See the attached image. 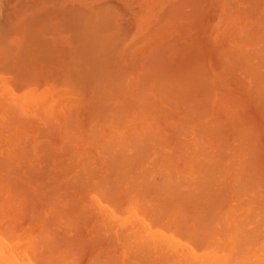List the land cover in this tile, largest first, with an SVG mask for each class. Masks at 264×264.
I'll list each match as a JSON object with an SVG mask.
<instances>
[{
	"label": "bare ground",
	"instance_id": "bare-ground-1",
	"mask_svg": "<svg viewBox=\"0 0 264 264\" xmlns=\"http://www.w3.org/2000/svg\"><path fill=\"white\" fill-rule=\"evenodd\" d=\"M184 1L187 2L188 0L187 1L184 0ZM255 1L256 2H252L255 4L254 8H255L256 4L259 2V0H255ZM178 3H179L178 7L176 6L177 2H176V4L174 3V5H175L174 7L178 8L177 10L174 9L177 12L184 9L183 8L184 5L182 6L183 9H180V7H181L180 3H182V0ZM110 4H112V2ZM170 6H172V5H170ZM170 6L168 8L170 11H168V9L165 10V11H168L167 14L171 11L174 12V10H172L174 7H172L170 9ZM108 7H106V10L104 9L105 7L103 9L101 8V10H103L102 12L106 11V12H104L105 14L109 13V11H107V9H110L111 7L110 8H108ZM188 7H190V6H188ZM188 7L186 6L185 8L189 9ZM199 7H201V6H199ZM251 7H253V6H251ZM67 8H69V7H67ZM67 8H65V10ZM165 8H167V7H165ZM201 8H203V7H201ZM240 8L241 7H238L236 11L241 16L243 14L247 15V16H245V19L247 20L248 24H250V22H251L250 17L255 18V19L252 18V21L254 20L255 23L257 21L259 22V20H260L259 18L262 17L261 16L262 14H260L259 18H258L257 17L258 14L256 15V13H255L256 17L253 16L254 14L251 16L252 8H251V11H248L247 10L248 8H245V7L241 8V9H244V11L246 10L245 12L247 14H245ZM226 9H225V11H226ZM65 10H63V11H65ZM80 10H81V8H80ZM190 10H191V8H190ZM68 11H70V9L69 10L67 9L65 11V12H67L66 16H69L68 14L70 12L68 13ZM75 11H77V8ZM81 11L83 13H85L83 10H81ZM183 11H185V9ZM236 11L233 12L235 15V18L232 17L233 18L232 20L230 18L229 19L230 21H228L227 17L234 16V15L232 13H230V14H228L229 15L228 16L227 14H225V12H224V14L227 15V17L225 16L226 19L224 18V14L222 15L223 19H221V21L223 20L222 22H225V20H227L226 21L227 25H230V27L226 26L225 29H227L228 27H229V29H231L232 23L231 24L229 23L231 21H233L234 24H235V22H237L236 19L237 20L239 18L241 19V20L239 19L240 21L237 22L238 24L241 23V21H242V23H241L242 25H240V28L241 27H243V28H242V31L239 32V34L241 33L245 37L242 36L243 40L241 39L242 41H241V43L237 49V53L236 52L233 53L230 49L231 47L228 48V50L230 49L229 51L224 49L225 52H227V57H231L233 55L232 57L234 59L230 58L229 59V60H231V61H229L230 63H227L226 66L224 65L223 66L224 68L222 67V65L224 64L223 63L224 61L222 62L223 64L221 62H219L221 64V67L223 68V70H220V68L218 67L219 69L218 68L215 69V72H218L216 74L208 73V72H205L203 74V72H202L201 76L203 75V77H198L196 74L193 75V76H197L196 77L197 79L202 78L201 81H199L200 79L199 80L194 79V80H196L195 81L196 84H198L199 82H200V84L196 85V88H194V89L192 88L189 91H187L186 94L184 92V94H185V95L183 94L184 97L181 96V93H183V91L177 92V94L178 93L180 94L179 96L176 94V92H174V94L176 95L175 96L173 94V91H171V88H168L170 90H168L166 88L167 86L170 87L169 84L166 85L169 82L165 81L166 83H164L163 82L164 80L163 81L160 80V82L162 81L166 86H164V84H162V86L165 87V88H162V86L158 85V91H159V93H161V94L157 93L158 96H160V98L164 97L161 95L162 94L165 95L167 92H169L168 93L169 95L171 94L170 97H168L169 95L166 94L167 98H166V96H165L166 99L163 98V105L168 107V109H160V107H158L157 102L154 101L153 98L148 97V94H149L148 93V87L146 86L147 83H145L147 81L148 77L146 75H144V73L143 74L141 73V75H143V79L145 78L146 80L145 79L143 80L142 78H141L142 81L140 80L141 82L136 80L139 82L138 87L136 86L138 84L137 83L135 85L136 87L133 86V89L131 91H129V89H128L127 93H126V91H124V94L125 93L126 94L132 93L134 95L138 94L136 97L137 101L133 100L135 98V96L133 97V95H132L133 99L130 98V100L132 99L134 102L131 103V101H128V102H130L129 104H128V102H126L128 104V106H131V107H126L127 105L124 106L125 102H123L124 104L120 105V106L110 105L111 103L108 100L106 101L105 99H103L106 96V93L104 90H103V92H104L103 94H105V95L104 96L100 95V96H102V98L99 96L102 99V100L101 99L99 100L100 101L99 104L97 103V105H94L95 103L91 101V103L94 106L93 107L89 101L87 103V106L88 105L92 106V107L90 106L91 108H89V109L95 108L94 111L96 113L94 111H93L94 114L90 111L88 112L89 114L91 113L90 115L87 114L89 116L88 117V126L83 125L79 129L75 130L74 122H73V125L70 124V122H69V124L72 126V127H70V125H68V121H71L72 115L70 116V118L65 115L66 118L68 117L69 119L67 118L68 119V121H67V119L65 118L67 121L66 122L65 119H63L64 118L63 117L62 119H63L64 123L61 124L59 121L60 117H58V116L62 115V111H61V109H59L60 111H58V112H60L61 115H56V116H57V120L59 121V123L62 126L59 125L60 131L56 135L58 138V136L60 134L61 138H65L66 142L69 143V145H68V144H66V142H63V145H65V146L62 147L63 151H61L62 153L60 152L61 154L60 153L59 154H60V156L66 155L69 151H71L70 154L68 153V155H70L68 157V162L65 163L66 172L69 170L68 166L70 167V169L72 167H75V166L77 167L78 165H79V167H77L78 169L76 170L77 171L76 175L72 174L71 176H67L66 178L59 180V181L53 179V177L55 175L58 176V174H56V173L63 171L65 168H62L63 170L60 168L59 172L54 171L55 174H53L54 172L52 173V170L49 171L53 175L51 177V179L54 182L57 181L54 184V186H56V188H58L59 190L56 189L54 186H53L54 188L50 189V187L52 186V183L50 184V182H52V180L49 178V185L50 186L48 187L49 189H47V190H50L51 192H49V191L48 192L45 191V192L49 193L48 195L50 197V201L49 200L48 201L50 203L45 202L46 204H43V205L46 206V205L50 204L49 206L51 207V209L53 208L52 211L51 210L49 211L50 207L46 206L47 208H45V210H47L49 208L48 212H51V213H48L49 215H47V217L51 216L52 218H54V219H52L50 217L48 219H50V221L52 219L53 226H55L58 223V222L56 223V220L59 221V223L61 224L60 218H61V220L63 218L62 223L66 222V221H64V216H65L64 214H66L65 212H68L67 210H69V209L64 207L65 208V209L63 208L64 211H59L58 209L60 208V210H62V207H60V206L57 207L58 205H56V204L58 202L55 201V200H57V198H61V199L64 198V199L71 202L70 203L71 205H69L68 208H70L72 206V208L77 209V212H78V214H77V212L72 213L74 215L71 214L72 217L74 216V218L69 217L70 212L66 214L70 218V222H69L70 224L72 222L71 218L75 219V214H77V215L80 214L81 216L80 215L79 216L76 215V216L78 217V219L85 220L86 222L85 221L84 222L86 225H87V222H89L88 217H90V220H92L94 223V225L92 223L91 226L92 225H93V227L95 226L94 231L96 233L98 231H100L101 233L104 232L110 237V238L107 237V235L105 237L100 236L101 235L100 233L98 234V237H97L96 235L93 234L94 236L99 238V240L105 239L103 241H106V239L109 238L107 241L108 244L110 242L109 246L106 243H105L106 245L104 243L102 244V242L100 243L99 240L97 238H95L94 236H92L93 237L92 239L87 238L88 241L84 240V241H86V243H84V246L87 245L86 246L87 248L89 245L90 246L92 245V243L95 241V239H97L99 242L98 243L96 241L95 242L96 245H93V246H96L95 251L93 249V252H96V254L93 257H92L93 252L91 253L88 251V250H91V247L89 246L90 248L87 249L88 254L91 253V254H89V256L91 255L92 259L89 261L88 260L89 258L87 256L88 259L86 258V262L87 261H89V262L85 263V264H120V261L122 259H120L119 257H121V256H126V257L130 256L128 258L132 257L133 258L132 261L134 260V264L135 263L136 264H264V203L263 204L259 203V201L262 202L259 199L258 203H256L255 206H253L250 203L252 200H254L253 198H255V197L249 196L250 195L249 192L252 191L253 188L256 189V185H258L260 183V186H263V181H264L263 180V176H264V170H263L264 169L263 168L264 167V165H263L264 164V161H263L264 157L263 156L264 155L262 156L261 154L264 152V149H263L264 147L262 146L261 140L259 139V137H260L258 135L259 133L256 134L258 131V127H256V126L259 125L258 123H256V121H260V120H258V118L256 116H255L256 118L254 117V115H255L254 113L249 111L251 116H252V114H254L252 116L254 121L252 119H250L254 122L253 123L254 125H253L250 120L248 121V113H247V109L251 107L250 105L254 104L255 105V107H254L255 113L257 115L259 114V116H261V117H264V26H263L264 25V21H263L264 19H263V17L261 18V20H260L261 26H259V24H258L257 28H258V26H259V28L258 29L254 28V30L255 29L256 30L254 31L255 33H253L251 30V28H253L252 25L247 24L248 25L247 27H246V25H243L246 20H244V22H243V19H242V18H244L243 16L242 17L236 16L237 15ZM65 12L62 13V15H61L62 17H63V15H65L64 14ZM113 12H115V11H113ZM113 12L110 11V14L112 15ZM186 12H184L185 14H183V19H186L185 17L187 15H188L187 17H189V14L191 13V11H188L190 13H186ZM72 13H73V11H72ZM79 13H80V11L78 12V14ZM98 13L101 17L100 18L97 15L99 20H100L99 23L101 24V22L106 19V16L103 13L101 15L100 10ZM115 13L117 14L118 12H115ZM193 13H194V11H193ZM193 13H191L190 15H192ZM212 13H214V12L212 11ZM228 13H229V9H228ZM78 14H76L77 16L73 15V14H71L69 16V18L72 17L73 20H72V18L69 19L68 17L65 16L66 18H68L67 21H65V20H63L65 17H63V19L60 21V24H59V27H62L60 29L61 30L63 29L64 31L67 29L66 31L69 32L68 29H70V31H71V29L74 26H78V29L76 27V30L78 31L79 30V24H82V22L80 21L81 22L80 23L79 20L83 16V14L82 15L79 14L80 16H78ZM86 14H87V12H86ZM89 14L90 13H88V15ZM118 14H120V13H118ZM167 14L165 13V15H167ZM263 14H264V11H263ZM117 15H114L116 20L118 18V17H116ZM172 15H174V13ZM184 15H186V16H184ZM194 15H195V13L193 14V16ZM197 15H199V13ZM33 16H35V15H33ZM73 16L77 17L76 21H74ZM118 16H121V15H118ZM168 16H169V14H168ZM174 16L178 17L177 15H174ZM179 16H181V15H179ZM107 17H108V15H107ZM170 17L172 18V16H170ZM82 18L86 19L87 17L86 18L82 17ZM202 18H203V16H202ZM77 19H78V24L76 25ZM101 19H102V21H101ZM38 20H41V19H38ZM42 20H44V19H42ZM71 20H72V22L74 21L73 23H75V24H71L70 23ZM162 20H160V21L161 22L164 21V23H165V20H163V21ZM23 21H25V20H23ZM64 21H65V23H64ZM82 21L84 23L82 24L83 27L80 25L81 27H80V30L78 31V32H80L79 35L80 34L83 35L84 32H82V30L84 29L85 26L86 27H88V26L92 27L93 29H91V30H94V28H100L99 26L96 27L94 25L93 22H95V21H92L91 24L88 21H87L88 23H85L86 21H84V20H82ZM202 21H203V19H202ZM202 21H199V22L202 23ZM67 22H68V24L70 23L69 24L70 28L67 26V24H66ZM196 22H198V21H196ZM261 22H263V23H261ZM44 23H45V21H44ZM62 23L64 24V27H63ZM102 23L103 24H101V25H104V22H102ZM116 23H117V21H116ZM174 23L171 24V20L168 23L166 22V24H171V26L175 28L176 24H178V23H176L175 25H174ZM181 23H183L182 24L183 28H185L184 26H188V25H185V22H181ZM92 24H93V26H92ZM111 24L115 25V23H113L112 21H111ZM186 24H187V22H186ZM41 25L42 24H40V26ZM71 25H73V27H71ZM180 25L181 24H179V26ZM193 25H194V23H193ZM197 25H199V24L196 23V27H198ZM236 25L233 26V28L231 29V32L228 31L229 29H227L228 36L233 35L235 37L238 35V34L234 35V34L238 33L237 30L234 31L235 30L234 28H237V26H238V25L237 26ZM1 26H3V25H1ZM30 26H31V20H30ZM47 26H49L48 27L49 31L46 30ZM118 26H119V24H118ZM118 26H116V27H118ZM154 26H155V24H154ZM160 26H162V24L160 25V23H159V26H156L157 29H154L155 27L153 29L158 31V29L160 28L162 30V28ZM253 26L255 27L256 25H253ZM42 27H41L43 29V30L41 29L42 31H39L40 29L38 30V28H37V30L39 32L35 28V30L38 33L33 32L34 34L32 33L33 26H32V28L30 27L29 29H31V33L33 34L32 36H34L36 34V37H38V39L40 41H42L44 39L43 40V42H44L45 38H47V37L41 39L40 37H42V36L40 34L44 33V32L46 33L47 31L50 32L51 29H50L49 24L48 25L46 24V26L42 25ZM103 27H105V29H107L106 28L107 26H103ZM116 27H113V28L115 29ZM181 27H180V29H179V27L177 28L179 31L177 29H174V28L173 29L176 30L177 33H180L182 31V33H181V35H182L184 32L183 31L184 29ZM193 27L195 28V26H193ZM245 27L247 28L246 30H248V28L251 30L250 32L248 31V33L250 35L249 34L248 35L243 34L245 31ZM150 28H152V27H149L148 31H150ZM163 28H164V26H163ZM165 28H166V25H165ZM108 29L111 30L112 27L108 28ZM160 29H159V31H160ZM191 29H193V28H191ZM191 29L189 28L190 32L192 31ZM73 30H74V28H73ZM102 30H103V28H102ZM154 30H152V31H154ZM187 30L185 32L190 34L189 32H187ZM193 30H195V29H193ZM221 30H223V29H221ZM77 31H75V33H77ZM118 31H120V29H118ZM152 31H150V32H152ZM171 31L173 32V34H174V32L176 33V31H173L172 29H170V32ZM224 31H226V30H224ZM232 31L234 32V34ZM90 32L92 33V31H90ZM103 32H104V30H103ZM106 32H110V31L107 30ZM106 32H105L104 36L107 34ZM185 32H184V34H186ZM245 32L247 33V31H245ZM28 33H30V32H28ZM28 33L26 34L27 37L29 36L32 40L34 38L33 42L31 41V43H33L35 45L36 44L41 45L40 43H38L37 38H35V37L32 38L30 35H28ZM99 33H97V34H99ZM123 33H125V31ZM163 33H164V30L161 34H163ZM16 34H17V32H16ZM52 34H53V32H52ZM70 34H72L71 40H73L74 38L76 39V37L73 36L74 33L70 32ZM157 34L158 33H156V35ZM161 34L158 36L161 37ZM225 34H222V36L225 37ZM81 35L79 36V38L77 37V41H79ZM112 35H113V33L111 34V36L109 34V36L111 38H112ZM145 35L147 37H149L147 35V33ZM156 35H154V36L156 37ZM96 36H98L97 37L98 42L96 41L97 39L95 40L96 37L90 38L88 36L86 38V36H85V37H81V38L83 40L85 38L86 42H89V43H91V40L93 43L95 42V44L91 43L93 46L90 45L91 48H94L96 46V42H97V44H101L100 42L105 38V37H101L102 40L100 41L99 40V39H101L100 35H96ZM122 36H123V34H122ZM154 36L151 35V37L155 38ZM183 36H184V38H186L185 36H187L188 39H191V37L193 35L190 34L189 35L190 38L188 37L187 34L183 35ZM238 36H239V38H241L240 37L241 35H238ZM2 37L5 38V35L1 36L0 38H2ZM27 37L24 36L23 38L25 39L26 43H30L31 39L29 40V38H27ZM110 37L109 38L107 37V38L110 39ZM147 37H146V40L148 41ZM159 37H157V40ZM162 37H161V39H163V38L166 39L165 37H163V38ZM219 37H218V39H219ZM92 38H94V39H92ZM143 38H142V40H145V38L144 39ZM195 38H196V36H195ZM226 38H224V39H226ZM236 38L239 39L238 37H235V39H234L235 41H236ZM82 39H80V40H82ZM117 39H120V38L117 37ZM164 39L162 41H164ZM172 39H175V41H176L175 37ZM228 39H231V37ZM228 39H226V40H228ZM140 40H138V41H140ZM149 40H150V38H149ZM152 40H154V39H152ZM34 41L35 42L37 41V42L35 43ZM109 41H111V40H109ZM135 41H133V43ZM147 41L145 42V45L147 44ZM155 41H156V38H155ZM175 41L170 40L169 43L173 42V45H174ZM237 41H240V40H237ZM45 42H44V44H45ZM143 42L144 41H142L141 43H143ZM50 43H51V41H50ZM141 43L139 45H141ZM159 43H161L160 39H159ZM165 43H166V41H165ZM33 44H31V45L30 44H23V42H22V45L24 47L28 46L29 52H30L29 49H33V50L36 49L37 45L35 47ZM44 44H43V46H44ZM111 44L113 45V43H111ZM131 44H132V42H131ZM162 44L157 45V46L158 47L162 46ZM76 45L79 46V43H77ZM145 45H144V47H147ZM32 46H33V48H31ZM78 46H76V51H77ZM90 46H89V48H90ZM108 46H109V44H108ZM108 46H107V48H108ZM134 46H137V45L135 44V45H133V47ZM148 46H150V45L148 44ZM4 47H2V48H4ZM34 47H35V49H34ZM80 47H81V45H80ZM80 47H78V48H80ZM82 47H81V49H82ZM113 47H115V46L113 45ZM113 47L110 46V50ZM158 47H157V49L156 48L155 49L159 50L160 47H159V49H158ZM165 47L167 48V45ZM0 48H1V46H0ZM2 48H1V50H2ZM11 48H14V45ZM97 48H99V47H97ZM137 48H140V47H137ZM170 48L171 47L168 46V50ZM4 49L8 51V49L6 47ZM94 49L93 50L90 49V51H91V53L89 51L90 54L87 52L88 50L86 52H84L85 51L84 47L82 50H80V49H78V50H80V55L82 53L85 56L86 53H88L92 58H95L94 52L98 49H96L95 51H94ZM103 49L104 48L101 47V50H100L101 55L100 54L99 55L102 57H100V59H98L96 57V63L97 64L95 63V65H93V63H94L93 61H95V60H93L92 58H91L92 59L91 61L89 60L90 56H87L88 57L87 59L91 64L88 61H86L87 60L85 58L86 56L84 57L86 63L87 64L89 63V65H90L88 70L92 71L91 75L93 77L91 75H89L88 70H87L88 74L85 75V73L80 72V74H82V75H80L78 72L75 73L74 71H71V69H70L71 72H74L76 74L75 75L73 73L74 77L71 78V79L74 78L73 79L74 81L72 80L73 83L75 81H78V82L81 81V83H85V81H86V83H88V81L89 80L91 81L92 79H93V82L89 81L88 84L93 83V85H94V83H96V82H97V84L100 83L99 82L100 81L99 80L100 79L99 78L100 73L104 72L105 70H103V68H106V66H107V64H106L107 62L104 60L105 58L102 59L103 56L107 55L105 53L106 49L103 51L106 55L104 53H102ZM129 49L131 51L130 47H129ZM149 49H148V52H149ZM152 49L153 48H151V50ZM232 49L234 50V47ZM33 50H31V51H33ZM140 50L141 49H139V52H140ZM168 50H167V52H168ZM221 50H222V48H221ZM24 51H26V49ZM35 51L33 53L36 54ZM92 51H94V52L92 53ZM155 51H150V52H155ZM0 52H3V51H0ZM100 52H98V53H100ZM157 52L159 53V51H157ZM223 52L224 51H222V53ZM225 52H224V54H225ZM228 52H230V53H228ZM21 53L23 54V52H21V50H20L18 53V56ZM25 53L23 54L24 56H26ZM30 53H32V52H30ZM144 53H146V52H144ZM144 53H143V55H144ZM22 54L20 55V57H18L17 54H15V55H16V57H18L24 61V59H22L24 57ZM92 54L94 57L92 56ZM102 54H104V55H102ZM110 54H112V52ZM110 54H108V55H110ZM146 54H145V56H146ZM153 54H151V55H153ZM164 54L165 53H162V55L160 54V56L164 57L163 56ZM236 54L238 55V58H236L237 57ZM83 55H81V56L83 57ZM137 55H138V53H137ZM143 55H142V57H143ZM151 55H147V56L149 58H151L150 57ZM229 55H231V56H229ZM122 56H124V55H122ZM156 56L157 55L155 53V57ZM16 57L13 56V59ZM125 57H127V56L125 55ZM134 57L133 58L131 57V58L134 60L135 59ZM146 57H144L142 59H145ZM18 58H16L17 61L19 60ZM48 58H50V54H49ZM107 58H109V56ZM127 58H129V57H127ZM138 58H136V60ZM157 58H154V59H157ZM25 59H26V57H25ZM142 59H141V61H142ZM159 59H161V58H159ZM16 60L14 59V61L12 62V66H9V65L7 66V64H10L11 62L6 61L7 67L1 66L0 69L4 68L5 70H7L6 68L9 69V67L12 69V67L14 66V63L17 62ZM21 60L18 61V63L22 62ZM97 60L98 61L101 60V61L97 62ZM136 60H134V62L140 63L139 61H136ZM153 61L156 62V60H153ZM6 62H4V63H6ZM103 62L106 66L103 64ZM147 62H149V59L145 62V65H144V63H143V65L146 66ZM158 62H159V60H158ZM18 63H16V64H18ZM62 63L60 61V64H62ZM99 63L101 64L102 67L103 66L104 67L100 69L101 66ZM138 63H137V65H138ZM151 63H152V68L150 66H148V69L151 68V70L149 69L150 71H152V69L156 70V68H154V67H157L158 63H156V66L154 65V63L152 61H151ZM160 63H162V65H163L164 60H163V62L160 61L159 64ZM225 64H226V62H225ZM16 66L18 67V65H15V67ZM96 66H97V68L94 69V67H96ZM127 66H129V64ZM138 66H140V64ZM144 66H142V67H144ZM161 66H160V68H161ZM19 67H18V70H20ZM25 67H26V69H28L27 66H25ZM91 67L93 68V70ZM121 67L122 66H120V68ZM33 68H34V66L32 67V69ZM140 68H141V66H140ZM140 68H139V70L138 69L137 70L140 71ZM193 68H194V66H193ZM200 68H202V67H200ZM203 68H204V66H203ZM203 68H202V70L205 69V68L204 69ZM11 69H10V72L7 71L8 74L11 72L13 74L15 72H18L14 68H13L14 70L12 69V71H11ZM5 70H4V72L6 73ZM21 70H23V69H21ZM95 70H98V71L95 73ZM99 70H101V71H99ZM144 70H145V67L143 69V72H144ZM52 71H54V70H52ZM84 71L82 70V72H84ZM132 71L134 72L135 70L133 69ZM185 71L186 70H184V72ZM195 71H197V69ZM195 71H194V73L198 72V71L197 72H195ZM200 71H201V69H200ZM205 71H206V69H205ZM4 72L1 70L0 73L4 74ZM22 72L24 73V71H22ZM113 72H114V70H113ZM12 73L10 75H12ZM31 73H32V71H31ZM31 73H29V74L31 75ZM57 73H58V71H57ZM59 73L61 74V71ZM93 73L99 74V76L96 77L95 74L93 75ZM118 73H119V71L117 72V74ZM8 74L6 73V75H8ZM18 74H20V73H18ZM73 74L71 73L70 76H72ZM77 74H79L78 77H77ZM83 74H84V76H83ZM105 74H106V71L104 72V75ZM145 74H146V72H145ZM185 74L189 75V73L187 71ZM43 75H45V74H43ZM56 75L57 74H55V76ZM136 75L138 78V74H136ZM90 76L92 77V79H90ZM120 76L118 75V77H120ZM148 76H150V75H148ZM193 76H192V78H193ZM5 77H6L5 74L2 77L0 75V80L1 81L6 80ZM31 77L33 78V75H31ZM34 77H35V75H34ZM65 77L66 76H63V81H64ZM75 77H76V79H75ZM84 77H85V79L87 77L88 78L86 80H84ZM9 78H11V77L9 76ZM14 78L15 77H13L11 79H14ZM32 78H30V79H32ZM50 78L52 79V77H50ZM108 78L110 79V76ZM112 78L113 79H111L110 82L111 81L112 82L113 81L119 82V79L114 80V77H112ZM135 78H136V76H135ZM135 78L133 81H132V79H129V80L134 82ZM167 78H168V76H167ZM226 78H227V81H230L228 83H231V80H232V82L234 83V88L238 89V91L241 92L242 95L247 96V98H248V96H251V97H249V100L252 99L250 101H252L253 103L250 105L248 104L250 107L247 106V103H249V102H245V105L240 104L244 101L241 102V100L239 98V95L241 97V94H236V96L234 95V93H233L234 91L232 90V89H234L233 86H232V89L230 90V92L233 91L232 92L233 95L228 92L229 91L228 89H226V90H228L227 92L229 95L227 94L226 90H225V92L223 91L224 94H226L228 96L224 95L221 92L224 87L219 86L220 85L219 81L222 82L221 79L226 80ZM8 79H7V81H8ZM25 79H26V77H24V80ZM103 79H104V77H103ZM59 80H61V79H59ZM120 80L122 81V79H120ZM148 80L150 81V84L148 86H152L153 81L151 82V80L149 78H148ZM1 81H0V83H1ZM18 81L21 82V80H18ZM131 81L129 82L130 85L132 83ZM227 81H226V83H227ZM26 82H28L27 79H26ZM59 82L61 83V81H59ZM78 82H76V83L79 84ZM110 82H107V83H110ZM112 82L109 85L115 84L114 82L113 83ZM158 82H159V80H158ZM4 83H5L4 84L5 88L8 85H10V84L6 85L7 84L6 81ZM32 83H29V84H31L29 86L27 84L28 87L26 86V90H25V86H24V88H22L23 92L18 91L19 93L14 90L15 88H13L15 93H12L13 91H11V89H7L8 87L6 88L8 91L2 90L1 88L4 85L2 86V84H0L1 85L0 91L1 92L3 91L2 94H3L4 99H7V97L5 98V95L8 92H11V94H16V95L18 93L19 96L13 95L14 97L12 98V100L13 99H16V100L19 99L18 101H20L16 105V107L17 106H19V107H17V108L12 107L13 108L12 110L16 109V110H14L15 112L17 110L19 111L18 108H20V106H21L20 104L22 103L20 100L22 95H23L22 101H23V98L25 97V100L28 99L27 100L28 102L26 101L28 103V105L30 102L34 101L33 96H37L36 99L38 101L37 100L36 101L38 103L40 102L39 103V107H40L39 110H41L42 106L45 105V104L43 105V103L47 102L45 100L44 94H43L45 91H42V90L47 89L50 85L47 88L46 87L43 88L44 87L43 86L42 90H41L40 88L37 89V86H39V85H37V86L34 85L35 81H33ZM65 83L67 84V79H66ZM81 83L78 86L76 84V86L80 92H81L80 88L81 89L84 88V85H81ZM140 83L142 85H140ZM144 83H145V85H143ZM12 84L14 86V83H12ZM62 84L63 83H61L60 87L63 88L64 84L63 85ZM97 84L94 86H98ZM129 84L127 83L128 86H130ZM17 85L19 86L21 84H17ZM33 85L35 86L36 90H41V91H39L40 93L34 89ZM43 85H45V84H43ZM80 85H81V87H80ZM132 85H134V84H132ZM94 86H93V88H95ZM116 86H112L113 89L115 88V90H116V88H117ZM123 86L124 85H122V87L119 86L117 88L116 94L119 93L118 95H120V91L118 89H120V87L123 89ZM159 87H161L165 91V93H163L164 91ZM51 88L52 87L50 86L49 89L52 91L53 89H51ZM155 88L152 86L151 89L153 91H155ZM49 89H47V92ZM85 89H87V88H85ZM54 90H53L54 93H55V91L57 92V90H55V91ZM63 90H65V89H63ZM115 90H113L114 94H115ZM160 90H161V92H160ZM34 91H35V93H34ZM58 91H59V89H58ZM60 92H63V91L61 90ZM97 92H98V90H97ZM97 92H95L94 98L96 97ZM113 93H112V95H114ZM56 94L58 95V93H56ZM230 94L232 96L236 97L235 102L236 103L239 102L238 104H235L234 102H232L234 100H231V99L234 97H232ZM121 95H123V94H121ZM48 96H46V97L48 98ZM172 96H175V97H172ZM237 96H238V98H237ZM41 97H43L42 99H44L45 101L39 100V99H41ZM57 97L60 98V96H57ZM91 97L92 96H90V98ZM120 97H122V96H120ZM120 97L118 96V98H120ZM138 97H140V98H138ZM230 97H231V99H230ZM52 98H53V96H52ZM108 98L109 97H107V99ZM125 98H126V96H125ZM128 98L129 97H127L126 99L128 100ZM244 98H246V97H244ZM78 100H76L75 98L73 99V101H75V102ZM4 101L2 100V102H0V115L2 114V111L4 112L7 109V106L9 105V104H7L6 108L4 105H3L4 106L3 107L2 104H4ZM36 101H34V103H36L37 107H32V104L29 105L33 108V111H35L39 108L38 103ZM160 101H161V99H160ZM26 102H24V103L27 107ZM239 104L242 107L244 106L243 108L246 109V111H245L246 115H245L244 109H243L244 113L240 112L242 109L239 108L240 107V106H238ZM31 107H30V110H31ZM4 108H5V110H4ZM24 109H25V106H24ZM27 109L28 108H26V110ZM239 109H241V110H239ZM63 110H65V109H63ZM165 110H167V111H165ZM237 110H238V113H237ZM9 111L11 113H13V116L15 117V114H14L15 112L11 111V108H8V113H9ZM54 111H55V109H54ZM69 111H70V108H69ZM5 112H7V110ZM19 112H21V111H19ZM8 113L6 114L7 116L5 114H4V116H6L5 117L6 119L8 117V120H9V118L13 117V116L11 113H9V114ZM37 113H39V112H37ZM40 113H41V111H40ZM240 113H243V114L241 115ZM47 116H49V115H47ZM51 116H52V118L50 116L49 117L52 121L49 119V122L51 121L53 123V121L55 120V119H53V118H55V115L53 117V114H51ZM246 116H247V120L245 119ZM48 118H45V117L42 118V119H47L46 120L47 122L45 121L46 123L44 122V124H42L43 126L41 127V129H39L40 127L38 128L39 130L37 131L38 132L37 135H40V133H41V135H40L41 137H43L44 135L48 136L47 134L48 133L50 134L52 131V129H50L51 126L54 127V125H55V128L58 127V125H56L57 123L56 124L48 123ZM73 118L75 119V117H73ZM21 119H24V118L15 119V121H14V119H11L15 122V123H11V124H13L14 127L16 126L15 128L9 129V126L12 127V125L10 124L11 120H9V124H8V120H5V122L7 121L6 123L8 124L7 129H5L6 127L4 128L5 125H3V124L1 125V127L3 126L2 129L0 127V154L3 155L2 158L0 157L1 158L0 159V163H1L0 164V172L4 173V174L0 173V176L3 175V177H1V178L5 177L4 181H7L9 179V181H7L8 184L10 181L13 184L14 183V180H13V174L14 173L12 174V172H15V175H14L15 178L17 176L21 175L20 179L18 177L16 178V179H19L18 181L20 183L15 181V185H19V184L22 185L23 184V187H25V188L29 185L30 187L29 186L28 187H29V190H31V191H32L33 187L35 186L33 189L34 192L32 191V194L34 193V195L35 194L39 195L41 192L38 189L42 188L41 190H44V187H42V185H44V183H47L46 182L47 180L44 183H43V181L45 180L44 176L46 175L44 172L48 171L47 167L49 166V163H50L51 167L53 166L52 164L57 163V162L53 163V161L55 159L53 161H51V158L49 156L51 155V157H52V155H54L56 157V155H59V154H57L56 152L53 153L51 148H49V146L47 145V142L42 141L40 143L41 144L40 148L44 147L43 151L45 153L41 154V156H40L41 160L35 159L34 157L32 158V160L34 161V159H35V160L42 162V160H44V158L45 159L48 158V160L50 159L49 161H51L52 164H51V162H49L46 159V161H48V163L46 161H43L44 166H40L41 168L35 169L37 171H41L42 169L43 170L46 169L44 171L42 170L43 174H42V172H38V174L39 173L42 174L41 176H39L36 173L37 171L34 172L35 171L34 168L37 165L30 166V168L25 167L27 164L25 161H27V162L29 161L26 159H29L30 158L29 155H31L30 153H32L34 151V148L31 146V142H29V141H32V138L30 139L29 134L30 133L32 134V132H34L33 130H35V126H36V128L38 127L37 126L38 122L35 119H33L34 121L37 122V124L35 125V124H33L34 122H32L33 121L32 119H30V120L28 119L30 121V123L32 122L31 123L32 126L30 124L28 126H23V125L18 126L19 124H17V123L19 121L22 122ZM255 119H257V120H255ZM28 120H27V122H28ZM13 121H11V122H13ZM0 123H2V122H0ZM66 123H67V125H66ZM14 124H16V125H14ZM21 124H23V123H21ZM49 124H51V125L49 126ZM255 124H257V125H255ZM33 125H35V126H33ZM32 127H33V129H32ZM45 129H46V132L49 129L48 130L49 132L44 134V132L42 133V131H44ZM40 130H41V132L39 133ZM54 131H56V129ZM42 134H43V136H42ZM27 137H29V139H30V140L28 139V143L30 145H27V142L25 143V141H27ZM22 138L23 139L26 138V139L23 140ZM49 138L50 139L52 138V134L50 135ZM82 138H85L89 142L88 144H90V143L92 144V147L94 148V151H95L96 155L98 156V157H96V161H91V157H93V159H94V157L96 155L94 156V155L83 154L80 151H78V149L73 148L74 146H76L78 140H80ZM43 142L45 145L43 144ZM263 144H264V142H263ZM70 145H74V146H72V149H71ZM45 146H47V147H45ZM65 147H67L66 150H64ZM40 148H38L37 151H39ZM47 148H49V149H47ZM50 150H51V152H50ZM85 150H88V149L84 147L82 152ZM49 153H51V154L49 155ZM64 153H66V154H64ZM27 157H29V158H27ZM57 158H58V156H57ZM2 159H4V162H1ZM24 162H25V164H23ZM57 164H59V162ZM23 165H25V166H23ZM22 166H23V169L25 167L24 173L27 171L26 172L27 174H29V175L32 174L30 176L35 177L36 178V179H34L35 181L38 182L39 181L38 179L43 178L44 180L41 179L42 181L41 182L39 181L42 184H40L39 182L37 184V182H35L32 179L34 184L36 183V185H38V186H36L33 183H31L32 181L30 182L31 177L29 176L30 177V179H29L28 175L26 173H25L26 175L24 173H22L23 175L18 174V173H20V169L18 168V170H19L18 171V170H16L17 169L16 167H20L22 169ZM30 169H31V171L33 170L34 173L33 172L30 173ZM242 169L245 172L241 171ZM16 172H18V173H16ZM8 173H10V174H8ZM261 173H263V174H261ZM6 174L10 175V176L12 175L11 177H12L13 182ZM16 174H17V176H16ZM33 174H37V175L35 176ZM60 174H59V178L61 177ZM4 175H6L8 177V179ZM63 175H67V174L63 173L62 176ZM22 176L25 179L22 178ZM25 176L28 179H26ZM38 177H41V178H38ZM56 179H58V177ZM23 180L24 181L26 180L25 181L26 185L29 182L30 183L27 186H24L25 183H21ZM27 180H28V182H27ZM4 181H2L3 183L2 182L0 183V264H72V261H73V264H75V263L81 264V262L80 261L78 262V260L83 259L82 256H84V254H86V252H84V254L82 255L83 251H86V250H82L83 244L81 245V243L84 241H82V238H80L82 242L80 241L81 242V243L79 242L80 244L75 243L76 240L79 238V235H81L77 230V228L79 227V231L81 232V230H80L81 223H80V226L77 224L78 226L76 225L77 226V228H76V227H74L76 224V220H74L75 223H74V221L72 222V223H74L73 224L74 226L73 227L71 226L73 228V229H71L72 236L69 237L70 241L74 242L75 246L78 244V246L75 248L74 245H72V247H73L72 248L71 245L70 246L67 245L66 251H65V249H63V248L60 249L59 247L57 249V247H55V245L58 244L57 240H56V238H57V235L55 232L56 229L55 230L52 229L56 235L55 239H53V237L50 235V234H52V233H50L51 228L48 227V225H47L49 223V221H48V223L44 222L45 223L44 225H47V226L43 225L45 227V230H43L44 227L40 226V224H39V222L40 223H43V222L38 220V219L41 220L40 216L42 217V213H41L42 211L38 212L39 211L38 209H40V207H41L40 210H42V207H44L42 205L39 207L38 205H39L40 200L44 199L46 197V195L42 194L43 197L45 195L44 198L43 197L41 198L42 195L40 196V198L38 196L39 202H37V200H36L37 196H35L36 198H34V196L29 193V190L27 187L28 191L27 190L26 191L31 195V197L27 192H25L24 195H26V197H27V194L29 195L30 198L27 197V199L33 198L34 200H36V201L32 200V201H34V204H36V205L31 207L33 204L30 200H26V202L29 203V201H30L31 202L30 204H32V205H29L28 203L26 205V202H24V203L20 202V203L22 204V208H25V207H23L25 205L27 207H30L31 209H34V207L37 208L36 206L39 207L35 211L33 210V212H36L38 210L37 213L35 214L36 216L34 215L35 219L38 218L37 222H36V220H34V221H35V223H37V226L39 224V226H40L39 228H41V229L38 230L37 232L32 231V230H35L33 228L36 226H34V223H33V219H34L33 214L34 213L31 215L32 217L29 218L30 214H28V213H32V210H30L29 208H26V210H27V211L25 210L26 214L24 213V211H22L24 214H22V212H21V215L26 216V218L30 219L31 221L27 219L29 221L27 224L29 225L31 222L32 225L30 224L28 229L24 228V229H26L25 232L20 231L18 229L19 225H17V224L19 222L16 223L17 221L15 222L17 227H16V225L12 227V225H10L11 223L10 222L8 223V221H9V218H7L8 214L11 213V214H9V217H11V218H13V216H14L13 219L10 218L11 222L13 223L14 219H17V215L19 217L21 216V215H19V213L17 215L12 214V212L16 213V211L18 210V209L17 210L15 209L14 205H16L17 202H18V204H20L19 201H22V200L25 201L26 198L24 196L25 199H22V200L19 199L18 200L17 197H19L22 193H20V191L19 192L17 191L20 194L16 193L18 196L15 195L14 193L16 191L13 190V193H12V190L10 188V187H12V189H13L14 186L13 185L10 186L11 185V183H10L9 187L6 188V186H8V185ZM4 183L6 184V186L4 185ZM1 185H3V186H1ZM20 185L17 186V188L20 187ZM32 185H34V186H32ZM39 185L41 187H39ZM4 186H5V188H4ZM23 187L21 189H24ZM17 188H15V189H17ZM36 188H38L37 190L39 191V193H38V191H36L37 193H35ZM4 189H6V191H8V190L11 191L13 197L16 196L17 202H14L15 199L13 200V197H11V200H13V201H11L10 198L7 200V201L10 200V203L11 202L16 203L14 205L12 204L14 207L11 204L10 205L7 204L8 206L5 205L7 203V201L3 198H6L7 196H4L2 194V192L4 193ZM18 189L20 190V188H18ZM256 190H258V189H256ZM23 191H25V189L21 190V192H23ZM258 191H260V190H258ZM262 192L263 191L261 190V193ZM256 193H257V191H256ZM8 196H10V195H8ZM22 196L23 195H21L20 198H22ZM256 196H258V193ZM49 197H47V199ZM247 197H250L252 200L247 198ZM52 198H54V199H52ZM2 199L6 201L5 204L3 203ZM47 199H45V200L47 201ZM255 199H257V198H255ZM263 199H264V196H263L262 200ZM53 200H54V202H52ZM257 200H254V202ZM51 203H52V206H51ZM18 204H17V206H19ZM23 204H25V205H23ZM53 204H55L56 207ZM17 206H16V208H18ZM54 207H55V209L57 208L56 211L58 210L59 212H61L60 215L61 214L64 215L63 217L61 215L59 220L56 218L57 214L55 215V213H53V211H55ZM22 208L19 209V212H20V210H22ZM12 209L13 210L15 209L16 211H13ZM72 210H74V209H72ZM38 213L40 214V216ZM10 215H13V216H10ZM83 215H85V217L87 216V219L86 218L84 219ZM23 216L20 218H23ZM2 218H5L7 223L4 219H3L4 221H2ZM26 218L24 217L23 219H26ZM31 218H33V219H31ZM45 219H44V217H42V221ZM48 219H46V220H48ZM68 221L69 220L67 219V222ZM4 222L6 223V225H4ZM24 222H26V220L25 221L23 220L22 223H24ZM69 223H66V224L70 225ZM77 223H79V222H77ZM20 224H21V222H20ZM82 224H83V222H82ZM32 226H34V227H32ZM49 226H50V224H49ZM42 227H43V229H42ZM93 227H91V228H93ZM47 228H50V229H48V231H49L48 236L45 234V233H47V231H46ZM74 228L78 232V233H75L76 235L73 233V232H76V231H74ZM30 229H32V230H30ZM64 229H66V228H64ZM67 229L70 230L69 227ZM29 230H30V233H28ZM68 230H64L65 233H68ZM26 231H27V234H24V233H26ZM91 231H93V230L91 229ZM57 232H58V230H57ZM63 232H60V234L62 235ZM87 232L90 233V231H88V230H87ZM58 234H59V232H58ZM60 234H59V238H57V239H59V241H58L59 243L61 241V243H60L61 245L60 244L59 245L63 246L62 243L64 244V242H65L64 245H66V239L64 240L62 238L66 237L68 239V237L65 235L63 237V235L61 236ZM77 234H78V236H77ZM83 235H85L84 237L86 239V236H88L89 234H87V235L83 234ZM60 236H61V238H60ZM76 236L78 237L77 239L75 238ZM72 237H74V239H76V240H74ZM80 239H78L77 242ZM91 240H93V242H90ZM62 241H64V242H62ZM54 242H56L57 244ZM87 242H89V243H87ZM31 243L33 244V246ZM28 244H31V246L33 248H35L34 253H33V251H30L32 248L30 249L29 247H27ZM79 245H81V246H79ZM80 247H82V248H80ZM70 249H72V250L74 249V251H72L75 254L74 256L72 255V252L70 251ZM75 249H78V250L81 249L82 253H77V251ZM62 250L65 252H63ZM67 252H69V253H67ZM75 252L77 254H80V257L78 256L79 259L75 258L76 262H74V260H73L74 259L73 257H77L76 256L77 254ZM70 254L72 255V258L67 259V257L71 256ZM66 255H67L66 258L63 257ZM69 260H71V263ZM118 260H119V262H118ZM123 260L125 261V262L123 261L124 263H126V261L129 264L132 263L130 260H127V258H126V260H125V258Z\"/></svg>",
	"mask_w": 264,
	"mask_h": 264
},
{
	"label": "rangeland",
	"instance_id": "rangeland-1",
	"mask_svg": "<svg viewBox=\"0 0 264 264\" xmlns=\"http://www.w3.org/2000/svg\"><path fill=\"white\" fill-rule=\"evenodd\" d=\"M177 2V4H176V2ZM181 0H0V37L1 36H4L5 35V38H0V46H1V48L2 47H6L7 49H8V51L7 50H5L4 48H2V50H1V48H0V51H3V52H0V67L1 66H6V64H7V62H11L10 64H7V66L9 65V66H12V62L14 61V59L16 60V58H18V57H20V55L22 54H19V56H18V53H19V51L21 50V52H23V54L25 53L26 54V56H24L23 54V58L22 59H24V61L23 60H21L20 58H18L19 60L18 61H22V62H19L18 63V61L16 62V63H18V64H16V63H14V66L12 67V69L14 68V69H16L18 72H15L14 74L12 73V75H10L11 73H9L8 74V72L7 71H9L10 72V67H9V69L8 68H6L7 70H5L4 68H2V69H0V72H1V70L4 72V70L6 71V73L8 74V75H6V73L4 72V74H5V78H6V80H0L1 81V83L0 84H2V86L5 84L4 82L6 81V85H8V84H10V85H8L6 88L7 89H11V91H13L12 93H15L14 92V90L15 91H21V92H23L22 91V88H24V86H25V90H26V86H27V84H28V86L29 85H31V84H29V83H32L33 81H35V83H34V85H39V86H37V89H41L42 90V87L43 88H47L49 85L52 87L51 89H55V90H57V92L55 91V93L53 92V90L51 91L49 88H50V86L47 88V89H49L48 90V92H47V89H45V90H42V91H45L43 94H44V98H45V100L47 101V102H44L43 103V105L44 106H42V109L41 110H39L40 109V107H39V103L37 102L38 100L36 99V97L37 96H33V99H34V101H36L37 103H38V109L37 110H35V111H33V108L32 107H37V105H36V103H34V101L33 102H30L29 103V105H31L32 104V107L31 106H29L28 105V99L27 100H25V97L23 98V101H22V97H23V95H22V97L20 98V100H21V106H20V108H18L19 109V111H21V112H19L18 110L15 112L14 110H16V109H14V110H12L14 107L15 108H17V107H19V106H17L16 107V105L18 104V102H20V101H18V100H16V99H13L12 100V98L16 95V94H11V92H8V93H6V95H5V98L7 97V99H4L3 98V91L1 92L0 91V102H2V100L4 101V104H2V106L4 105L5 106V108H6V106H7V104H9L8 106H7V112H5L6 110H5V108H4V112L2 111V114L0 115L1 117H0V122H2V123H0V127H1V125L3 124V125H5L4 126V128L5 129H7V126H8V124H9V120H11V119H14V121H15V119H19V118H24V119H21V121L22 122H18L17 124H19L18 126H20V125H23V126H28L29 124L31 125V123L32 122H34L33 124H37V122H38V124H37V128H36V126L35 125H33V126H35V130H33L34 132H32L31 130L33 129V127H32V129L30 130L31 132H32V134L30 133L29 134V137H30V139L32 138V141H29V142H31V146L34 148V151L32 152V153H30L31 155H29V157H27V158H29V159H26V160H29L28 162L27 161H25L27 164H26V166L25 165H23V166H25V167H29L30 168V166H35V165H37L35 168H34V170L36 169V168H41L40 166H44V162L43 161H46V159L48 160V158H44V160H42V162H40V161H38V160H35V159H40L41 160V158H40V156H41V154L42 153H45L44 151H43V148H40L41 147V142L42 141H44V142H47V145L49 146V148H51V150H52V152L53 153H57V154H59L61 151H63V148L62 147H64L65 145H63V142H66V140H65V138H61V136H60V134H59V136H58V138H57V133H59V125H61V124H63L64 123V121H63V119H65L66 118V116H68L69 118H70V116H71V121H68V119H67V121H68V125H70V124H72L73 125V122H74V128H75V130H77V129H79L81 126H83V125H86V126H88V115H90L88 112L90 111V112H92L93 114H94V109L95 108H92V109H89V108H91L92 106H93V104L91 103V101L92 102H94L95 104L94 105H97V103L99 104V100L102 98V96H100V95H105V94H103L104 92H103V90L105 91V93H106V96L103 98V99H105L106 101L108 100L111 104L110 105H112V106H120V105H123L124 103L123 102H125V104H124V106L125 105H127L126 107H131V106H128V104L130 103V102H128V101H131V103H133L134 101H137L136 100V97H137V95L138 94H136V95H134V94H132V93H128V94H126L127 93V91H128V89H129V91H131L132 89H133V86L134 87H138V85H139V82H141L142 80H141V78L143 79V75H141V73L143 74L144 73V75H146L150 80H151V82L153 83V87L155 88V91H153L151 88H152V86H148L149 84H150V81L148 80V78H147V81L145 82V83H147V87H148V97H151V98H153L154 99V101H156L157 102V104H158V107H160V109H168V107H166V106H164L163 105V98H165V96H166V98H167V95L166 94H168L169 92H167L165 95H161V96H164V97H161L160 98V96H158V94H161V93H159V91H158V85L159 86H162V84H164V83H166L165 81H167V82H169V83H167L166 85H170V87H166L167 89L168 88H171V91H173V94H174V92H176V94H177V92H179V91H183V93H181V96L182 97H184L183 96V94H184V92H185V94H186V92L187 91H189L190 89H194V88H196V85H199L200 84V82L198 83V84H196V80H194V79H197L196 77L198 76V77H203V75L201 76V74H202V72H203V74L205 73V72H208V73H214V74H216V73H218V72H215V69H217L218 67L220 68V70H223V66L225 65H227V63H230L229 61H231V60H229L230 58H233L231 55H229V56H231V57H227V52H225V50H227V51H229L230 49H231V51L234 53V52H236L237 53V49H238V47H239V45H240V43H241V41L243 40L242 38L243 37H245V36H243L241 33L239 34V32H241L242 31V28L243 27H241L240 28V25H242L241 23H242V21H241V23H237V22H239L240 20L238 19H236V21L237 22H235V24L233 23V21H231V22H229L230 24H231V29L233 28V26H235L236 24L238 25H236L237 26V28H234L235 30L234 31H236L237 30V32L238 33H236V34H234V32H233V34L234 35H241L240 37L241 38H239V36L237 35V36H235V37H238L239 39H237L236 38V41L234 40L235 39V37L233 36H228V31H230L231 32V29H229V27H230V25H227V23H226V21L227 20H225L226 18H225V16L227 17V15L228 14H230V13H232L233 15H234V11H236L237 10V8L238 7H241V8H248L247 10L248 11H251V8H252V14H251V16L253 15V16H255L256 17V15H257V17L259 18V15L260 14H262L261 16L263 17V19H264V14H263V11H264V0H259V4L257 5L256 4V6H255V8H254V3H252V2H256L255 0L253 1V0H186L187 2H185L184 0H182V3H180L181 5V7H180V9H185V11H183V10H180V11H176L178 8H176V7H174L175 5H174V3L176 4V6L178 7L179 6V3L178 2H180ZM184 1V2H183ZM108 2V3H107ZM112 2V4H110ZM123 2V3H122ZM196 2V3H195ZM203 2V3H202ZM185 3V4H184ZM189 5H188V4ZM168 4V5H167ZM172 5V6H170V5ZM67 5V6H66ZM105 5V6H104ZM111 5V6H110ZM184 5V6H183ZM247 5V6H246ZM260 5V6H259ZM109 6V7H108ZM169 6H170V9L172 8V7H174L172 10H174V9H176V10H174V12L173 11H171V12H169L168 14H169V16H168V14H167V12L168 11H170L168 8H169ZM182 6H183V8H182ZM188 7V6H190V7H188L189 9H186L185 7ZM199 6H201V7H203V8H201V7H199ZM251 6H253V7H251ZM67 7H69V8H67ZM105 7V8H104ZM106 7H108V8H110V9H107V11H109V13H107V14H105L104 12H106V11H104V12H102L103 10H101V8L103 9H105L106 10ZM115 7V8H114ZM165 7H167V8H165ZM251 7V8H250ZM260 7V8H259ZM48 8V9H47ZM65 8H67L68 10L70 9V11H68V13L70 12L71 14H73V15H76V14H78V12L80 11V13L79 14H83V16L82 17H87L86 19H83L82 17H81V19L79 20V22L81 21L82 22V24L84 23L82 20H84V21H86L85 23H88V22H90V24L92 23V21H95V22H93L94 23V25L96 26V27H100V28H94V30H91V29H93L92 27H90V26H88V27H86L85 25V27H84V31L82 30V32H84L83 33V35H81V37H85L86 36V38L89 36L90 38L91 37H96L95 38V40L97 39V37L98 36H96V35H100V38L101 37H105L103 40H102V38L101 39H99L101 42V44H97V42H98V39L96 40L97 42H96V48L94 49V48H91V46H93L92 44H95V42L93 43L92 42V40H91V43H89V42H86V40H85V38H84V40L80 37V39H82V40H80L79 39V41H77V37L79 38V33L80 32H78L79 30H80V27L82 26V24H79V30L77 31L76 30V27H77V29H78V26H74L73 27V25H71V27H73L74 28V30H73V28L71 29V31H70V29H68L69 30V32H67L66 30L64 31L63 29V31L60 29V28H62V27H59V24H60V21L63 19V17H65L66 16V14H67V12H65L66 10H65ZM73 8V9H72ZM76 8H77V11H75L76 10ZM80 8H81V10H83L85 13H83L81 10H80ZM113 8V9H112ZM165 8V9H164ZM190 8H191V10H190ZM227 8V9H226ZM240 8V9H241ZM250 8V9H249ZM254 8V9H253ZM72 9V10H71ZM168 9V11H165V10H167ZM225 9H226V11H225ZM228 9H229V13H228ZM235 9V10H234ZM256 9V10H255ZM63 10H65V11H63ZM99 10H100V14L102 15V13L103 14H105V16H106V19L104 20V21H102V19H101V21L102 22H104V25H101V24H103L102 22H101V24L99 23L100 22V20H99V18H98V16L100 17V15H99ZM191 11V13H193V11H194V13H195V15L193 16V14L192 15H190L191 13L190 12H188V11ZM196 10V11H195ZM239 10V9H238ZM245 14H247L245 11H244V9H241ZM258 10V11H257ZM61 11V12H60ZM72 11H73V13H72ZM89 11V12H88ZM110 11L111 12H113V11H115V12H118V13H120V14H118V15H121V16H118L115 12H113L112 13V15L110 14ZM187 11V12H186ZM210 11V12H209ZM212 11L214 12V13H212ZM216 11V12H215ZM247 11V12H248ZM63 12H65L64 14L65 15H63V17L61 16L62 15V13ZM82 12V13H81ZM86 12H87V14H86ZM167 14V15H165V13ZM182 12V13H181ZM184 12H186V13H190L189 14V17H187L186 15H184V16H186L185 18L186 19H183V14H185ZM224 12H225V14H227V15H225L224 14ZM237 12V11H236ZM240 12V11H239ZM51 13V14H50ZM68 14L69 16L71 15V14ZM76 13V14H75ZM88 13H90L89 15H88ZM174 13V15H177L178 17H175L174 15H172ZM180 13V14H179ZM199 13V15H197ZM210 13V14H209ZM250 13V12H249ZM255 13H256V15H255ZM78 14V16H80ZM85 14V15H84ZM163 14V15H162ZM181 15V16H179V15ZM201 14V15H200ZM212 14V15H211ZM224 14V20H225V22H222L221 21V19H223V17H222V15ZM237 15L236 16H241L238 12L236 13ZM243 14V13H242ZM33 15H35V16H33ZM88 15V16H87ZM98 15V16H97ZM107 15H108V17H107ZM114 15H117L116 17H118L117 18V20L115 19V16ZM162 15V16H161ZM15 16V17H14ZM28 16V17H27ZM37 16V17H36ZM69 16H66V17H68L69 18ZM77 16V15H76ZM104 16V15H103ZM170 16H172V18L170 17ZM175 18H174V17ZM192 16V17H191ZM198 16V17H197ZM202 16H203V18H202ZM229 16V15H228ZM244 18H242L243 19V22H244V20H246L245 19V16H247V15H242ZM241 16V17H242ZM31 17V18H30ZM42 17V18H41ZM64 18L63 20H65V21H67V19L68 18ZM74 17V16H73ZM90 19H89V18ZM112 17V18H111ZM120 17V18H119ZM170 17V18H169ZM211 17V18H210ZM235 18V15L234 16H230V17H227L228 18V21H230L229 19L231 18V20L233 19V18ZM261 17V18H262ZM72 18V17H71ZM71 18H69V19H71ZM76 18L77 17H74V21H76ZM79 18V17H78ZM98 18V19H97ZM101 18V17H100ZM111 18V19H110ZM161 18V19H160ZM194 18V19H193ZM252 18H254V17H252ZM252 18L250 17V19H251V22H250V24H248V22H247V20L244 22V24L243 25H246V27L248 26V25H252V27L253 28H251L250 26V28H251V30H252V32L253 33H255L254 31L256 30H254V28H257V25L259 24V26H261V24H260V20H261V18H259L260 20H259V22L257 23H255V21L253 20L252 21ZM16 19V20H15ZM38 19H41V20H38ZM42 19H44V20H42ZM89 19V20H88ZM92 19V20H91ZM165 20V23H164V21L163 20ZM202 19H203V21H202ZM255 19V18H254ZM23 20H25V21H23ZM30 20H31V26H30ZM72 20H73V18H72ZM72 20H71V24H75V23H73L72 22ZM160 20H162L163 22H161ZM171 20V24H173L174 22V25L176 24V23H178V24H176V26H175V28L174 27H172L171 26V24H166V22L168 23L169 21ZM192 20V21H191ZM43 21V22H42ZM44 21H45V23H44ZM65 21H64V23H65ZM69 21V20H68ZM88 21V22H87ZM111 21L113 22V23H115V25H113V24H111ZM116 21H117V23H116ZM160 21V22H159ZM173 21V22H172ZM196 21H198V22H196ZM199 21H202V23H200ZM235 21V20H234ZM264 21V20H263ZM33 22V23H32ZM42 22V23H41ZM47 22V23H46ZM80 22V23H81ZM156 22V23H155ZM158 22V23H157ZM181 22H185V25H188V26H184L185 28H183V26H182V24L183 23H181ZM186 22H187V24H186ZM222 22V23H221ZM24 23V24H23ZM69 23V24H70ZM159 23H160V25L162 24V26H160L161 28H162V30L160 29V31H159V29H158V31L157 30H154V29H157V27L156 26H159ZM193 23H194V25H193ZM196 23L197 24H199V25H197L198 27H196ZM228 23V24H229ZM252 23V24H251ZM261 23H263V22H261ZM26 24V25H25ZM40 24H42L43 26H46V24L48 25H50V32H48L49 31V29H48V27L49 26H47L45 29L46 30H48L46 33L44 32V33H41L40 35L42 36V37H40L41 39L42 38H45V37H47V38H45V44H44V42H43V40L42 41H40L39 39H38V37H36V34L34 35V36H32L34 33H36L39 29V31H42L43 29V27H42V25L40 26ZM45 24V25H44ZM63 24V23H62ZM67 24V26L70 28V26H69V24H68V22L66 23ZM78 24V19H77V22H76V25ZM89 24V25H90ZM99 24V25H98ZM118 24H119V26H118ZM154 24H155V26H154ZM157 24V25H156ZM179 24H181L180 26H179ZM202 24V25H201ZM248 24V25H247ZM1 25H3V26H1ZM81 25V26H80ZM88 25V24H87ZM165 25H166V28H165ZM173 25V26H174ZM191 27H190V26ZM253 25H256L255 27L253 26ZM263 25V24H262ZM32 26H33V28H32ZM61 26V25H60ZM92 26H93V24H92ZM103 26H107L106 28L107 29H105V27H103ZM112 27V31L110 30V29H108V28H111ZM116 26H118V27H116ZM163 26H164V28H163ZM169 26V27H168ZM182 26V27H181ZM193 26H195V28L193 27ZM203 26V27H202ZM226 26H229L227 29H229L228 31H227V29H225V27ZM259 26H258V28H259ZM264 26V25H263ZM32 28V33H31V29H29V28ZM42 27V28H41ZM63 27H64V24H63ZM83 27V26H82ZM113 27H116L115 29L113 28ZM149 27H152V28H150V31H152V30H154V31H152V32H150V31H148V28ZM155 27V28H154ZM172 27V28H171ZM179 27V29H180V27L181 28H183L184 30V32L187 30V32H189L191 35H193L192 37H191V39H188L187 38V36H185L186 38H184V36L183 35H188V37H189V35L190 34H188V33H186V34H184V32H183V34L181 35V33H182V31L180 32V33H177V31L176 30H174V29H177ZM245 27V31H247V33L244 31V33L243 34H249L248 33V31L250 32L251 30L248 28V30H246L247 28ZM19 28V29H18ZM35 28H36V30H37V28H38V30L36 31L35 30ZM66 28V27H65ZM102 28H103V30H104V32H103V30H102ZM154 28V29H153ZM168 28V29H167ZM174 28V29H173ZM189 28L191 29V28H193V29H197L196 31L195 30H193V29H191L192 31L190 32V30H189ZM241 30H240V29ZM257 28V29H258ZM29 29V30H28ZM42 29V30H41ZM118 29H120V31H118ZM167 29V30H166ZM170 29H172L173 31H176V33L174 32V34H173V32L171 31L170 32ZM221 29H223V30H221ZM20 30V31H19ZM35 30V31H34ZM45 30V31H46ZM96 30V31H95ZM101 30V31H100ZM107 30H109L110 32H106ZM163 30H164V33L166 34H161L162 32H163ZM166 30V31H165ZM178 30V29H177ZM224 30H226V31H224ZM240 30V31H239ZM38 31V32H39ZM53 32V34H52V32ZM74 31V32H73ZM75 31H77V33H75ZM90 31H92V33L90 32ZM115 31V32H114ZM117 31V32H116ZM122 31V32H121ZM125 31V33H123ZM148 31V32H147ZM179 31V30H178ZM16 32H17V34H16ZM28 32H30V33H28V35H30L32 38L33 37H35V38H37L38 40V43H40L41 45H39V44H36L37 45V47H36V45L35 44H33V43H31V41L33 42V40H34V38H33V40L28 36L27 37V33ZM37 32V33H38ZM70 32L71 33H74V37H76V39L74 38L73 40H71L72 39V34H70ZM100 32V33H99ZM105 32L107 33L105 36H104V34H105ZM147 33V35L149 36V37H147L145 34ZM158 33L157 35H156V33ZM226 34H225V33ZM251 32V33H252ZM20 33V34H19ZM24 33V34H23ZM97 33H99V34H97ZM110 34V36H111V34L113 33V35H112V38L109 36V34ZM145 33V34H144ZM151 33V34H150ZM171 33V34H170ZM193 33V34H192ZM19 34V35H18ZM77 34V35H76ZM122 34H123V36H122ZM144 34V35H143ZM161 34V37L163 36V37H165L166 39H164L163 37V39H164V41H162L163 39H161V37H159L158 35H160ZM222 34H225V37L224 36H222ZM21 35V36H20ZM38 35V34H37ZM44 35V36H43ZM46 35V36H45ZM94 35V36H93ZM151 35L152 36H154V35H156V41H155V38H153V37H151ZM174 35V36H173ZM176 35V36H175ZM231 35V34H230ZM250 35V34H249ZM24 36H26L27 38H29V40H30V43H26V41H25V39L23 38ZM182 36V37H181ZM195 36H196V38H195ZM221 38H220V37ZM243 36V37H242ZM57 37V38H56ZM71 37V38H70ZM110 37V39H108V38ZM117 37H119L120 39H117ZM124 37V38H123ZM139 37V38H138ZM144 37L145 38V40H142V38ZM146 37H147V39H148V41L146 40ZM157 37H159L158 38V40H157ZM176 38V41H175V39H172V38ZM194 37V38H193ZM218 37H219V39H218ZM227 37V38H226ZM231 37V39H228V38H230ZM50 40H49V39ZM56 38V39H55ZM89 38V39H90ZM94 38H92V39H94ZM138 38V39H137ZM143 38V39H144ZM149 38H150V40H149ZM190 38V37H189ZM224 38H226V39H228V40H226V39H224ZM88 39V40H89ZM124 39V40H123ZM141 39V40H140ZM152 39H154V40H152ZM159 39H160V42L161 43H159ZM242 39V40H241ZM245 39V38H244ZM27 40V39H26ZM28 40V41H29ZM36 40V39H35ZM48 40V41H47ZM109 40H111V41H109ZM136 40V41H135ZM138 40H140V41H138ZM175 41L174 42V45H173V42L171 43H169V41ZM196 40V41H195ZM230 40V41H229ZM237 40H240V41H237ZM36 41V42H37ZM40 41V42H39ZM50 41H51V43H50ZM94 41V40H93ZM113 41V42H112ZM117 41V42H116ZM121 41V42H120ZM133 41H135L134 43L137 45V46H134L133 47V45H135L134 43H133ZM142 41H144L143 43H141ZM147 41V44L145 45V42ZM154 41V42H153ZM165 41H166V43H165ZM22 42H23V44H33L35 47H36V49H35V47H34V49L36 50H33V49H29L30 50V52H36V54L35 53H30L29 51H28V46L26 47H24L23 45H22ZM35 42V41H34ZM35 42V43H36ZM131 42H132V44H131ZM141 43V45H139L140 43ZM164 42V43H163ZM44 44V46H43V44ZM77 43H79V46L78 45H76ZM111 43H113V45L115 46V47H113V45L111 44ZM153 43V44H152ZM159 43V44H158ZM163 43V44H162ZM106 44V45H105ZM108 44H109V46H108ZM111 44V45H110ZM130 44V45H129ZM145 46H147V47H144V45ZM148 44L150 45V46H148ZM162 44V46H159L160 47V49H159V47L157 46V45H161ZM167 45V48L165 47L166 45ZM170 44V45H169ZM172 44V45H171ZM13 45H14V48H11V47H13ZM39 45V46H38ZM58 45V46H57ZM80 45H81V47L83 46L84 48H85V51L84 52H86L87 50V52L89 53V51H90V49L91 50H93L94 49V51L96 50V49H98V50H96L95 52L94 51H92V53L94 52V56H95V58H92L89 54L91 53V51H90V53L88 54V53H86V57L81 53V55H83V57L80 55V50H82L83 49V47H82V49H81V47H80ZM91 45V46H90ZM103 45V46H102ZM105 45V46H104ZM117 45V46H116ZM132 45V46H131ZM139 45V46H138ZM158 47V49L159 50H156L157 49V47ZM165 45V46H164ZM76 46H78V47H80V48H78L77 47V51H76ZM89 46H90V48H89ZM107 46H108V48H107ZM110 46H112L113 48H111V50H110ZM128 46V47H127ZM155 46V47H154ZM168 46H170L171 48L168 50ZM173 46V47H172ZM24 47V48H23ZM97 47H99V48H97ZM101 47L102 48H104L103 50H102V53H104L103 51L105 50L106 52V56L108 57L109 56V58H107L106 56H103V58L102 59H104L107 63V66L104 64V62H103V64L106 66V68H103L102 66H101V64H100V69L101 68H103V70H105L106 71V74L104 75V72H102V73H100V76H99V74H95L98 70H95V73H93V75L95 74V76L96 77H98L99 76V84H97V82L96 83H94V85H98V86H94L93 85V83H90V84H88L89 83V81H88V83H86V81H85V83H81V79L79 80L80 82H78V81H75L74 83H73V79H71L72 77H74V74L75 73H79L80 74V72L81 73H85V75L86 74H88L89 73V75H91V73H92V71L90 70H88L89 69V67H90V65H89V61H88V57L87 56H90L89 58V60L91 61L92 59L93 60H95V61H93L94 63H93V65H95V63H96V57L98 58V59H100V57H102V56H100L101 55V52H100V50H101ZM106 47V48H105ZM127 47V48H126ZM129 47L131 48V51H130V49H129ZM137 47H140V48H137ZM144 47V48H143ZM215 47V48H214ZM231 47V48H230ZM234 47V50L232 49ZM31 48H33V46L31 47ZM44 48V49H43ZM53 48V49H52ZM150 48V49H149ZM151 48H153L152 50H151ZM156 48V49H155ZM166 48V49H165ZM209 50H208V49ZM221 48H222V50H221ZM228 48H230L229 50H228ZM26 49V51H24ZM47 49V50H46ZM78 49H80V50H78ZM138 49V50H137ZM139 49H141L140 50V52H139ZM148 49H149V52H148ZM162 49V50H161ZM164 49V50H163ZM225 49V50H224ZM5 50V51H4ZM19 50V51H18ZM31 50H33V51H31ZM49 50V51H48ZM57 50V51H56ZM110 50V51H109ZM114 52H113V51ZM133 50V51H132ZM136 50V51H135ZM144 50V51H143ZM156 50V51H155ZM166 50V51H165ZM167 50H168V52H167ZM150 51H155V52H150ZM157 51H159V53L157 52ZM163 51V52H162ZM196 51V52H195ZM198 51V52H197ZM222 51H224L225 52V54H224V52L222 53ZM18 52V53H17ZM28 52V53H27ZM82 52V51H81ZM98 52H100V53H98ZM112 52V54H110ZM129 54H128V53ZM144 52H146V53H144ZM221 52V53H220ZM231 52V53H232ZM32 55H30V54ZM64 53V54H63ZM79 53V54H78ZM135 53V54H134ZM137 53H138V55H137ZM141 53V54H140ZM143 53H144V55H143ZM150 53V54H149ZM154 53V54H153ZM155 53H156V57H155ZM162 53H165L163 56L164 57H161L160 56V54L162 55ZM171 53V54H170ZM228 53H230V52H228ZM15 54H17V56L18 57H16V55ZM39 54V55H38ZM49 54H50V58H48L49 57ZM60 54V55H59ZM88 54V55H87ZM100 54V55H99ZM104 54H102V55H104ZM108 54H110V55H108ZM140 54V55H139ZM145 54H146V56L147 55H151V54H153V55H151L150 57L151 58H149L148 56L146 57L145 56ZM206 54V55H205ZM220 54V55H219ZM223 54V55H222ZM3 55V56H2ZM122 55H124V56H122ZM125 55L127 56V57H129V58H127V57H125ZM129 55V56H128ZM142 55H143V57H142ZM13 56H15L16 58H14L13 59ZM48 56V57H47ZM92 56H93V54H92ZM93 56V57H94ZM133 58L134 56V60H136V58H138L136 61H139L140 63H138V65L140 64V66H141V68H140V66H138L137 65V63L136 62H134V60L131 58V57ZM137 56V57H136ZM226 56V57H225ZM235 56V55H234ZM237 56V57H236ZM236 58H238V55L236 54ZM11 57V58H10ZM25 57H26V59H25ZM67 57V58H66ZM87 59L86 61H88L89 63L87 64L86 63V61H85V58ZM144 57H146L145 59H142V58H144ZM157 58V59H154V58ZM2 58V59H1ZM43 60H42V59ZM92 58V59H91ZM127 60H126V59ZM132 60H131V59ZM153 58V59H152ZM159 58H161V59H159ZM194 58V59H193ZM206 58V59H205ZM220 58V59H219ZM227 58V59H226ZM235 58V59H236ZM101 59V60H102ZM108 61H107V60ZM141 59H142V61H141ZM149 59V62H147V64H146V66H144L145 65V62L147 61ZM171 59V60H170ZM205 59V60H204ZM234 59V58H233ZM26 60V61H25ZM29 60V61H28ZM37 60V61H36ZM65 60V61H64ZM67 60V61H66ZM100 60V61H101ZM153 60H156V62L155 61H153ZM158 60H159V62L160 61H162L163 62V60H164V63H163V65H162V63H160L159 64V62H158ZM169 60V61H168ZM218 60V61H217ZM220 60V61H219ZM7 61V62H6ZM40 61V62H39ZM57 61V62H56ZM60 61H61V63L63 64H60ZM100 61H98L97 60V62H100ZM103 61V60H102ZM130 61V62H129ZM133 61V62H132ZM151 61L154 63V65L156 66V63H158L157 65V67H154V68H156V70H154V69H152V71H150L151 70V68H152V63H151ZM200 61V62H199ZM224 61V62H223ZM233 61V60H232ZM4 62H6V63H4ZM26 62V63H25ZM30 62V63H29ZM169 62V63H168ZM194 62V63H193ZM219 62H223L222 64V67H221V64L219 63ZM225 62H226V64H225ZM42 63V64H41ZM70 65H69V64ZM127 63V64H126ZM135 63V64H134ZM143 63H144V65H143ZM171 63V64H170ZM232 63V62H231ZM5 64V65H4ZM27 66L28 67V69H26V67L24 66ZM40 64V65H39ZM60 64V65H59ZM68 64V65H67ZM91 64V63H90ZM97 64V63H96ZM98 64V65H99ZM129 64V66H127ZM132 64V65H131ZM134 64V65H133ZM151 64V65H150ZM15 65H18V67L20 68V70L21 69H23V70H18V67L16 66L15 67ZM97 65V66H98ZM138 67H137V66ZM162 65V66H161ZM192 65V66H191ZM220 65V66H219ZM229 65V64H228ZM231 65V64H230ZM6 66V67H7ZM23 66V67H22ZM34 66V68L32 69V67ZM47 66V67H46ZM97 66L96 67H94V69L95 68H97ZM120 66H122L121 68H120ZM142 66H144L145 67V70H144V72H143V69H144V67H142ZM148 66H150L151 68H149L148 69ZM160 66H161V68H160ZM193 66H194V68H193ZM203 66H204V68L206 69V71H205V69L203 68ZM22 67V68H21ZM25 67V68H24ZM49 67V68H48ZM134 67V68H133ZM200 67H202L204 70H202V68H200ZM228 67V66H227ZM32 70H31V69ZM53 68V69H52ZM92 68V67H91ZM90 68V69H91ZM123 68V69H122ZM139 68H140V71H138L139 70ZM218 68V69H219ZM12 69H11V71H12ZM13 69V70H14ZM30 69V70H29ZM42 69V70H41ZM70 69H71V71H74V72H71L70 71ZM79 69V70H78ZM84 71V72H82V70ZM122 69V70H121ZM135 70L134 72L132 71V70ZM138 69V70H137ZM197 69V71H195ZM199 69V70H198ZM200 69H201V71H200ZM28 70V71H27ZM34 70V71H33ZM52 70H54V71H52ZM87 70H88V73H87ZM92 70H93V68H92ZM113 70H114V72H113ZM184 70H186L188 73H189V75L187 74H185L186 73V71L184 72ZM22 71H24V73L22 72ZM26 71V72H25ZM31 71H32V73H31ZM37 71V72H36ZM57 71H58V73H57ZM61 71V74L59 73ZM99 71H101V70H99ZM109 71V72H108ZM119 71V73L117 74V72ZM150 71V72H149ZM194 71L195 72H197V73H194ZM201 73H200V72ZM22 72V73H21ZM31 73V75H33V78L31 77V75L29 74V73ZM34 72V73H33ZM49 72V73H48ZM63 72V73H62ZM73 74L72 76H70V74L71 73ZM94 72V71H93ZM108 72V73H107ZM113 72V73H112ZM145 72H146V74H145ZM152 72V73H151ZM18 73H20V74H18ZM47 73V74H46ZM53 73V74H52ZM65 73V74H64ZM70 73V74H69ZM129 73V74H128ZM165 73V74H164ZM4 74L2 73H0V75H1V77L2 76H4ZM38 74V75H37ZM43 74H45V75H43ZM55 74H57L56 76H55ZM79 74H77V77H78V75ZM134 74V75H133ZM136 74H138V78H137V75ZM197 75V76H193V75ZM29 75V76H28ZM34 75H35V77H34ZM76 75V74H75ZM80 75H82V74H80ZM117 75V76H116ZM118 75L120 76V77H118ZM148 75H150V76H148ZM168 76V78H167V76ZM9 76L11 77V78H13V77H15L14 79H11V78H9ZM43 76V77H42ZM63 76H66L65 77V79H64V81H63ZM83 76H84V74H83ZM92 76V75H91ZM90 76V79H92V77ZM94 76V77H95ZM110 76V79L108 78ZM135 76H136V78H135ZM140 76V77H139ZM157 76V77H156ZM192 76H193V78H192ZM9 79H8V78ZM24 77H26V79H27V81L28 82H26V79L24 80ZM28 77V78H27ZM47 77V78H46ZM50 77H52V79L50 78ZM103 77H104V79H103ZM112 77H114V80L115 79H119V82L121 83H119L118 81H113L115 84H113V85H109L111 82H110V80L111 79H113ZM30 78H32V79H30ZM36 80H35V79ZM38 78V79H37ZM44 78V79H43ZM88 78V77H87ZM86 78V79H87ZM134 78H135V81L134 82H132L133 80H134ZM140 78V79H139ZM165 78V79H164ZM7 79H8V81H7ZM11 79V80H10ZM59 79H61V80H59ZM66 79H67V84L65 83V81H66ZM75 79H76V77H75ZM85 79V77H84V80H86ZM120 79H122V81L120 80ZM129 79H132V81L131 80H129ZM145 79V78H144ZM143 79V80H144ZM200 79V78H199ZM199 79H197V80H199ZM202 79V78H201ZM201 79L199 80V81H201ZM11 82H10V81ZM14 80V81H13ZM18 80H21V82H19ZM73 80V81H72ZM78 80V79H77ZM98 80V79H97ZM96 80V81H97ZM109 80V81H108ZM136 80H138V81H136ZM141 80V81H140ZM146 80V79H145ZM157 80V81H156ZM158 80H159V82H158ZM160 80H164L163 82L161 81L160 82ZM220 80V79H219ZM229 80V79H228ZM25 81V82H24ZM48 81V82H47ZM59 81H61V83H63L62 85H63V88L62 87H60V85H61V83L59 82ZM95 81V80H94ZM132 82L131 83V85L129 84V82ZM221 81L223 82H220L219 81V86H221V87H224L223 88V90L221 91L223 94H224V92H225V90L226 89H228V90H226V92L228 91L229 93H231L232 95H233V93H234V95L236 96V94H241V92H239L238 91V89H236V88H234V83L232 82V80H231V83H228V82H230V81H227V78H226V80L225 79H221ZM226 81H227V83H226ZM9 82V83H8ZM16 82V83H15ZM18 82V83H17ZM45 82V83H44ZM76 82H78L79 84L81 83V85H84V88L83 89H81L80 88V90H81V92L79 91V89L77 88V86L79 85V84H77ZM84 82V81H83ZM90 82H93V79L90 81ZM107 82H110V83H107ZM112 82V83H113ZM144 82V81H143ZM12 83H14V86H13V84ZM127 83L130 85V86H128L127 85ZM138 83V84H137ZM145 83L143 84V85H145ZM151 83V84H152ZM160 83V84H159ZM195 83V84H194ZM17 84H21V85H17ZM33 84V83H32ZM43 84H45V85H43ZM76 84H77V86H76ZM89 86H88V85ZM101 84V85H100ZM106 84V85H105ZM109 86H108V85ZM132 84H134V85H132ZM137 84V85H136ZM157 84V85H156ZM12 85V86H11ZM33 85V87H34V89H35V86ZM81 85H80V87H81ZM117 85V86H116ZM122 85H124L123 86V89L121 88L122 87ZM136 85V86H135ZM140 85H142L141 83H140ZM165 84H164V86H166ZM226 85V86H225ZM27 86V87H28ZM58 86V87H57ZM65 86V87H64ZM93 86L95 87V88H93ZM112 86H116L117 88L119 87V86H121L120 87V89H118L119 91H120V95H118L119 93H117L116 94V91H117V88H116V90H115V88L113 89V87ZM164 86H162V88H165ZM232 86H233V88L234 89H232ZM0 87H1V85H0ZM17 87V88H16ZM19 87V88H18ZM31 87V86H30ZM110 87V88H109ZM130 87V88H129ZM151 87V88H150ZM4 88V89H3ZM5 88V85L1 88L2 90H7ZM13 88H15L14 90H13ZM61 88V89H60ZM85 88H87V89H85ZM104 88V89H103ZM109 90H108V89ZM159 88H161V87H159ZM161 88V89H162ZM58 89H59V91H58ZM63 89H65V90H63ZM68 91H67V90ZM95 89V90H94ZM102 89V90H101ZM106 89V90H105ZM115 90V94L113 93V90ZM233 90V91H231L230 92V90ZM236 89V90H235ZM24 90V89H23ZM24 90V91H25ZM36 90V89H35ZM41 90H36L37 92H39V91H41ZM63 91V92H60V91ZM97 90H98V92H97ZM163 90V89H162ZM168 90H170V89H168ZM8 91V90H7ZM6 91V92H7ZM10 91V90H9ZM83 91V92H82ZM124 91H126V93L124 94ZM164 91V90H163ZM224 91V92H223ZM237 91V92H236ZM18 92V93H19ZM95 92H97L96 93V97L94 98V96H95ZM156 92V93H155ZM160 92H161V90H160ZM228 92H227V94H228ZM233 92V93H232ZM18 93H17V95H18ZM34 93H35V91H34ZM40 93V92H39ZM47 93V94H46ZM56 93H58V95L56 94ZM112 93L114 94V95H112ZM158 93V94H157ZM163 93H165V91L163 92ZM33 94V93H32ZM38 94V93H37ZM52 94V95H51ZM121 94H123V95H121ZM172 94V95H173ZM184 94V95H185ZM230 94V95H231ZM14 95V96H13ZM16 95V96H17ZM34 95V94H33ZM36 95V94H35ZM48 96V98L46 97V96ZM76 95V96H75ZM132 95H133V97L135 96V98L133 99V97H132ZM169 95V94H168ZM175 95V94H174ZM178 96L180 95L179 93L177 94ZM224 95H226V94H224ZM229 95V94H228ZM228 95H226V96H228ZM231 95V96H232ZM9 96V97H8ZM19 96V95H18ZM39 96V95H38ZM42 96V95H41ZM52 96H53V98H52ZM57 96H60V98L59 97H57ZM75 96V97H74ZM90 96H92L91 98H90ZM101 98H100V97ZM118 96L120 97V96H122V97H120V98H118ZM125 96H126V98L127 97H129L128 98V100L125 98ZM171 96V94L168 96V97H170ZM176 96V95H175ZM175 96H172V97H175ZM107 97H109L108 99H107ZM171 97V98H172ZM232 97H234V96H232ZM242 97V98H241ZM241 97H240V95H239V98H240V100H241V102L242 101H244V102H242V103H240L241 105H245V102H249V103H247V106L248 107H250V108H248L247 109V113H248V121L250 120V119H252L253 120V118H252V116L254 115V117L256 116L257 118H258V120H260V121H256V123H258L259 125L258 126H256V127H258V131H257V133L256 134H258L260 137H259V139L261 140V143H262V146L264 147V144H263V142H264V117H261V116H259V114L257 115L256 113H255V110H254V107H255V105L254 104H252L253 102L252 101H250V100H252V99H250L249 100V97H251V96H248V98H247V96H245V95H242L241 94ZM244 97H246V98H244ZM43 97H41V99H39V100H44V99H42ZM50 98V99H49ZM52 98V99H51ZM76 99V100H78V101H73V99ZM130 98H132L131 100H130ZM138 98H140V97H138ZM165 98V99H166ZM235 98V99H234ZM234 98H232L231 99V97H230V99L231 100H234V101H232V102H234L235 104H238V103H236L235 101H236V97H234ZM237 98H238V96H237ZM10 99V100H9ZM56 99V100H55ZM160 99H161V101H160ZM164 99V100H165ZM243 99V100H242ZM246 101H245V100ZM9 100V101H8ZM16 100V101H15ZM44 100V101H45ZM102 100V99H101ZM123 100V101H122ZM127 100V101H126ZM238 100V99H237ZM239 100V101H240ZM27 101V102H26ZM41 101V102H42ZM73 101V102H72ZM90 101V103L92 104V106L91 105H88L87 106V103ZM161 103H160V102ZM24 102H26V104H27V107H26V105H25V103ZM126 102H128V104L126 103ZM159 102V103H158ZM24 103V104H23ZM89 103V104H90ZM34 104V105H33ZM240 104L238 105V106H240ZM250 104H252V105H249ZM12 105V106H11ZM14 105V106H13ZM25 106V109H24V106ZM71 105V106H70ZM131 105V104H130ZM3 106V107H4ZM88 108H87V107ZM91 106V107H90ZM235 106V105H234ZM13 107V108H12ZM30 107H31V110H30ZM53 107V108H52ZM94 107V106H93ZM162 107V108H161ZM164 107V108H163ZM244 107V106H243ZM242 106H240L239 108H241V109H239V110H241L240 112H243V108ZM246 107V106H245ZM253 107V108H252ZM8 108H11V111H13V112H15L14 114H15V117L13 116V113H11L10 111H9V113H11L12 114V116L13 117H10L9 118V120H8V117H7V119L5 118L7 115V113H8ZM26 108H28L27 110H26ZM48 108V109H47ZM69 108H70V111H69ZM247 108V107H246ZM22 109V110H21ZM50 109V110H49ZM54 109H55V111H54ZM59 109H61V111H62V115H61V113L60 112H58V111H60ZM63 109H65V110H63ZM67 109V110H66ZM250 109V110H249ZM10 110V109H9ZM26 110V111H25ZM39 110V111H38ZM254 112H253V111ZM40 111H41V113H40ZM57 111V112H56ZM69 111V112H68ZM94 111V112H93ZM165 111H167V110H165ZM246 111V109H244V112ZM249 111L250 112H252V113H254V114H252V116L250 115V113H249ZM37 112H39V113H37ZM67 112V113H66ZM243 112V113H244ZM8 113V114H9ZM23 113V114H22ZM37 113V114H36ZM57 113V114H56ZM66 113V114H65ZM69 113V114H68ZM71 113V114H70ZM73 113V114H72ZM96 113V112H95ZM237 113H238V110H237ZM243 113H240L241 115L243 114ZM4 114L6 115V116H4ZM51 114H53V117H54V115H55V118H53V119H55L54 121H53V123L54 124H56V125H58V127H56L55 128V125H54V127H50V129H52V131H51V133L49 134L48 132V130H47V132H46V129L44 130V131H42V133L44 132V134L45 133H48L47 135L48 136H46V135H44L43 136V134H42V136L43 137H41L40 135H41V130L39 131V133H40V135H37L38 134V130L39 129H41V127L43 126L42 124H44V122L47 120V119H42L43 117H45V118H48L49 116L52 118V116H51ZM88 114V115H87ZM44 115V116H43ZM47 115H49V116H47ZM56 115H61V116H58V117H60V123H59V121L57 120V116ZM64 115V116H63ZM66 115V116H65ZM240 115V116H241ZM245 115H246V112H245ZM4 116V117H3ZM11 116V115H10ZM41 116V117H40ZM43 116V117H42ZM50 117L48 118V123H52L51 121V119H50ZM64 117V118H63ZM73 117H75V119L73 118ZM255 117V118H256ZM63 118V119H62ZM30 119H35L36 121H32L31 123H30V121L29 120ZM49 119L51 120L50 122H49ZM66 119H65V121H66ZM245 119L247 120V116L245 117ZM5 120H8V124L5 122ZM26 120V121H25ZM27 120H28V122H27ZM77 120V121H76ZM252 120H250L251 121V123L253 124L254 122V120L252 121ZM255 120H257V119H255ZM4 121V122H3ZM11 121H13V120H11ZM10 121V124L11 123H15L14 121L13 122H11ZM25 121V122H24ZM63 121V122H62ZM66 121V122H67ZM17 122V121H16ZM47 122V121H46ZM45 122V123H46ZM69 122H70V124H69ZM72 122V123H71ZM76 122V123H75ZM6 123V124H5ZM21 123H23V124H21ZM25 123V124H24ZM41 123V124H40ZM52 123V124H53ZM59 123V124H58ZM77 124V125H76ZM12 125V127H10L9 126V129H12V128H15L14 126H13V124H11ZM14 125H16V124H14ZM51 124H49V126H50ZM66 125H67V123H66ZM254 125V124H253ZM255 125H257V124H255ZM17 126V127H18ZM32 126V125H31ZM62 126V125H61ZM60 126V127H61ZM3 127V126H2ZM2 127H1V129H2ZM40 127V128H39ZM70 127H72L71 125H70ZM69 127V128H70ZM165 127V126H164ZM261 127V128H260ZM31 128V127H30ZM39 128V129H38ZM56 129V131H54L55 129ZM73 128V129H74ZM166 129V128H165ZM58 130V131H57ZM11 131V130H10ZM56 132V133H55ZM22 134V133H21ZM52 134V138L50 139L49 137H50V135ZM263 135V136H262ZM29 137H27V141H25V143L27 142V145H30L29 143H28V139H29ZM34 137V138H33ZM23 139V138H22ZM24 139H26V138H24ZM23 139V140H24ZM29 139V140H30ZM22 140V141H23ZM35 140V141H34ZM65 140V141H64ZM24 142V141H23ZM44 142H43V144H44ZM34 143V144H33ZM89 142L85 139V138H82V139H80V140H78V142H77V144H76V146H74V145H70L71 146V149H72V146H74L73 148H76V149H78V151H80L81 153H83V154H87V155H96V153H95V151H94V148L92 147V144L90 143V144H88ZM66 144H68L69 145V143L68 142H66ZM45 145V144H44ZM30 146V147H31ZM31 147V148H32ZM45 147H47V146H45ZM68 147V146H67ZM67 147H65L64 148V150H66V148ZM87 148L88 150H85V151H83L82 152V150H83V148ZM32 148V149H33ZM38 148H40V150L39 151H37L38 150ZM49 148H47V149H49ZM70 148V147H69ZM264 149V148H263ZM45 150V149H44ZM51 150H50V152H51ZM70 150V149H69ZM48 151V150H47ZM68 151V150H67ZM65 152V151H64ZM70 152L71 151H69L68 153L70 154ZM62 153V152H61ZM60 153V154H61ZM68 153L66 154V153H64V154H66V155H61L60 156V154L59 155H56V157L54 156V155H52V157H51V153H49V157L51 158V161H53L54 159V161H53V163L54 162H59V164H57V163H54V164H52V162L51 161H49V162H51V164L53 165L52 167H51V165H50V163H49V166L47 167L48 168V171H46V172H44L46 175L44 176L45 177V180L43 179V178H41V177H38V178H41L42 180H44L43 181V183L46 181L47 183H44V185H42V187H44V190H41L42 188H40V189H38L39 187H41L40 185H39V187L38 188H36L35 189V193H37L36 191H38V190H40V194L39 195H34V193L32 194V191L34 192V185H36V183L34 184V182L32 181V179L34 180V179H36L35 177H31L30 175H32V174H27L26 172V174L28 175V178L30 179V177H31V180H30V182L31 183H33L34 185H32V186H34L33 187V189H32V191L31 190H29V183L26 185V183H25V181L23 182H21V183H25V185L24 186H27L28 187V190H29V193L31 194V195H33L34 196V198H36L35 196H37V198H36V200H37V202H39L38 201V199L40 198V196L42 195V194H45L46 195V197H45V195H44V197H43V195L41 196V198L43 197L44 199H42V200H40V202H39V207L42 205V206H44L43 204H46L47 202H49L50 201V197H49V193H46L45 191H49V192H51L50 190H47V189H49L48 187L50 186L49 185V178L51 179V177L53 176L52 175V173L55 171V172H59L60 171V168L62 169V168H65L63 171H61V172H59V173H56V174H58V176H54L53 177V179H55V180H62V179H64V178H66L67 176H71L72 174L73 175H76V173H77V167H79V165L76 167H72L71 169H70V167L68 166V168H69V170L66 172V166H65V163L66 162H68V157L70 156V155H68ZM44 155V154H43ZM262 156L264 155V152L261 154ZM57 156H58V158H57ZM261 156V157H262ZM0 157L2 158L3 157V155H1L0 154ZM35 158L34 159V161L32 160V158ZM54 157V158H53ZM96 157H98L97 155L94 157V159H93V157H91V161H96ZM264 157V156H263ZM0 158V159H1ZM43 158V157H42ZM3 160V161H2ZM1 160V162H4V159H2ZM32 160V161H31ZM48 161H46L47 163H48ZM264 161V160H263ZM25 162L23 163V164H25ZM1 164V163H0ZM61 164V165H60ZM263 164V163H262ZM264 165V164H263ZM23 166H22V169L20 168V167H16L17 169L16 170H18V168L20 169V173H18V172H16V173H18V174H22V173H24V169H25V167H24V169H23ZM56 166V167H55ZM64 166V167H63ZM28 168V169H29ZM264 168V167H263ZM12 170V169H11ZM14 170V169H13ZM15 170V171H16ZM27 170V169H26ZM43 170V169H42ZM37 171V170H35L34 172H36L37 174H38V172H42V174H43V171L44 170H46V169H44L43 171ZM52 170V173L51 172H49V171H51ZM72 170V171H71ZM264 170V169H263ZM19 171V170H18ZM70 171V172H69ZM240 171V170H239ZM241 171H244L243 169L241 170ZM12 172V171H11ZM10 172V173H11ZM31 172H33V170L31 171V169H30V173ZM33 172V173H34ZM55 172L53 173V174H55ZM245 172V171H244ZM0 173H3V172H0ZM10 173H8V174H10ZM14 173V174H13ZM24 173V174H25ZM61 173V174H60ZM67 174V175H63L62 176V174ZM4 174V173H3ZM12 174H13V180H14V183L12 184L11 183V181L9 182V184H8V182L7 181H9V179H8V177L12 180V175L10 176V175H4V176H6L7 177V181H4L5 180V177L4 178H1V177H3V175L2 176H0V179L2 180V181H4L5 183H7V185L8 186H6V184L4 183V185L6 186V188H8L9 187V185H10V183H11V185L10 186H14V188L12 189V187H10L11 188V190H12V193H13V190H15L16 192L14 193L15 195H17V194H20V193H22L21 195H23L22 196V198H20V196L19 197H17V199L19 200V199H25V201L24 200H22V201H19V203L21 202H26V200H30L31 202H32V204H30L31 202L29 201V203L28 202H26V205H27V203L29 204V205H32L31 207H33V206H35L36 204H34V201H36V200H34L33 198H31V199H29L30 197H31V195L27 192L28 190H27V187L25 188V187H23V184L22 185H20V187H18V188H20V190L17 188V186H19V185H15V181H17L18 183H20L18 180L21 178L20 176H17V174H16V176L19 178V179H16L15 178V172H12ZM25 174V175H26ZM37 174H33V175H37ZM41 173H39L38 175L39 176H41L42 175ZM59 174H60V178H59ZM261 174H263V173H261ZM23 175V174H22ZM30 176V177H29ZM263 176V175H262ZM26 177V176H25ZM43 177V176H42ZM58 177V179H56ZM16 180H15V179ZM22 178H24L23 176H22ZM27 177H26V179H28ZM25 179V178H24ZM41 179H38L40 182L42 181ZM0 180V183L2 182ZM13 180H12V182H13ZM22 180V179H21ZM52 180V179H51ZM263 180H264V176H263ZM35 181V180H34ZM38 181V182H39ZM27 182H28V180H27ZM35 182H37V181H35ZM38 182H37V184H38ZM39 182V183H40ZM54 181L52 180V182H50V184L52 183V186L50 187V189L51 188H56V186H54V184L57 182H54ZM3 183V182H2ZM17 184V183H16ZM40 184H42V183H40ZM31 185V184H30ZM1 186H3V185H1ZM5 186H4V188H5ZM16 186V187H15ZM25 189V191H23V192H21V190H24V189H21L22 187ZM36 186H38V185H36ZM54 186V187H53ZM15 188H17V189H15ZM32 188V187H31ZM30 188V189H31ZM38 189V190H37ZM56 189H58V188H56ZM256 189H258V190H260V191H258V190H256ZM256 189H254L253 188V192L252 191H250L249 193H250V195L249 196H251V197H255V198H257V199H255V198H253L254 200H257V201H255L254 202V200H252L250 197H247V198H249V199H251L252 201H251V203L250 204H252L253 206H255V204L256 203H258V201H259V199L262 201V202H260L259 201V203H264V199L262 200V198H263V196H264V181H263V186H260V183L258 184V185H256ZM8 190V189H7ZM27 190V191H26ZM59 190V189H58ZM261 190L263 191L262 193H261ZM3 191V190H2ZM20 191V193H18V192ZM31 191V192H30ZM256 191H257V193H258V196H256L257 195V193H256ZM25 192H27L29 195H30V197H29V195L27 194V197H29L28 199H27V197H26V195H24V193ZM225 192V191H224ZM223 192V193H224ZM12 193H11V191H6V189H4V193L2 192V194L4 195V196H7L6 198H3V199H5L6 201L10 198V200H11V197H13V195H12ZM17 193V194H16ZM38 193H39V191H38ZM256 194V195H255ZM8 195H10V196H8ZM18 196V195H17ZM24 196H25V198H24ZM32 196V197H33ZM38 196H39V198H38ZM262 196V197H261ZM47 197H49L48 199H47ZM2 199V200H3ZM15 199V200H14ZM17 199H16V196H14L13 197V200H14V202H17ZM45 199H47V201L45 200ZM52 199H54V198H52ZM56 199V198H55ZM5 200H3V203L5 204L6 203V201ZM10 200L9 201H7V203L5 204V205H14V204H16V203H14V202H11L10 203ZM13 200H11V201H13ZM32 200H34V201H32ZM49 200V201H48ZM56 202H58L56 205H58L57 207H62V210H60V208L58 209L59 211H64L63 210V208L65 207V208H67V209H69V210H67L68 212H65L66 214L67 213H69L70 212V216L69 217H72V215H74V214H72V213H76L77 212V209H75V208H72V206L70 207V208H68V206L69 205H71L70 203V201H68V200H66V199H64V198H57V200H55ZM249 201V200H248ZM46 202V203H45ZM52 202H54V200L52 201ZM250 202V201H249ZM18 204V202H17V204L19 205V206H17V204L16 205H14L15 206V209L17 210H13V211H16V213L14 212H12V214L13 215H17L18 213H19V215H21V212L22 211H24V213H25V210H26V208H29L30 210H32V213H28V214H30L29 215V218L30 217H32L31 215L33 214V217H34V215L37 213V211L38 212H40V211H42L41 213H42V217H44V219L47 217V215H49L48 213H51V212H48V209L47 210H45V208H47L49 205H46V206H44V207H42V210H40L41 209V207H40V209H38L36 212H33V210L35 211L37 208H39L38 206H36L37 208H35L34 207V209H31L30 207H27L25 204H23V205H25V206H23V207H25V208H22V204ZM50 203V202H49ZM7 205V206H8ZM12 205V206H13ZM54 206H55V204H53ZM259 205V204H258ZM13 206V207H14ZM16 206L18 207V208H16ZM21 206V207H20ZM51 206H52V203H51ZM50 207V206H49ZM56 207V206H55ZM55 207H54V210L55 211H53V213H55V215L57 214V219L59 220V218H60V216L62 215V217L64 216V221H66V222H64V223H62V220H63V218H62V220H61V218H60V222H61V224L59 223V221H57L56 220V223H57V225H55V226H53V223H52V219H54V218H52L51 216V221H50V219H48V218H50L49 216L46 218V219H48V220H43L42 221V217L40 216V214H39V216H40V218H41V220L40 219H38L39 221H41V222H43V223H40L39 221V224H40V226H43L45 223H48V221H49V223L47 224L48 225V227H50V228H47L46 229V231H47V233H45L47 236L49 235V231H48V229H50L51 231H50V233H52V234H50L52 237H53V239H55V237H56V235H57V238H59V234H60V232H63L64 230H68L67 228L69 227L70 228V230H68V233H65V231L62 233V235H63V237H64V235L65 236H67L68 237V239L65 237V238H62V239H66V245H64L65 244V242L64 241H62V242H64V244L62 243V245L63 246H60L61 244V241H60V243L58 242L59 241V239H57L56 238V240H57V243L56 242H54V243H56L57 245H55V247H57V249H58V247L60 248V249H65V251H66V248H67V245L68 246H70L71 245V247H72V245H74L75 243H79L80 241H81V239L80 238H82V241H84V240H87L88 241V239H92L93 237L92 236H94V235H96L97 237H98V234L100 233L101 235L100 236H106L107 234L106 233H101L100 231H98L97 233L94 231L95 229H94V227H93V225H94V223H93V221L92 220H90V217H88L89 219V222H87V225L85 224V220H81V219H78V217L77 216H79V215H77L78 214V212H77V214H75V219H72V218H74V216L71 218V220H72V222L74 221V220H76V224H75V226L73 225L74 223H75V221H74V223H72L71 222V224L69 223L70 222V218L66 215V214H61L60 215V213L61 212H59L58 210L56 211V209H55ZM22 208V210H20V212H19V209H21ZM64 208V209H65ZM24 209V210H23ZM72 209H74V210H72ZM29 210V211H30ZM52 211L53 210V208L51 209V207H50V209H49V211ZM11 211V210H10ZM27 211V210H26ZM66 211V210H65ZM23 212H22V214H24ZM9 214H11V213H9ZM9 214H8V217L7 218H9V221H8V223L10 222L11 224L10 225H12V227L13 226H15L16 225V223H18L17 225H19V227H18V229L20 230V231H24L25 232V230L26 229H24V228H27L28 229V227H29V225L31 224L32 225V223L30 222V224L28 225L27 223L29 222L28 220H30V219H28V218H26V216H23V215H21L20 217H22L23 216V218L25 217L26 219H23V218H20L18 215H17V219H14V221H13V223L11 222V219H13L14 218V216L13 215H10V216H13V218H11V217H9ZM26 214V213H25ZM72 214V215H71ZM51 215V214H50ZM69 215V214H68ZM77 215V216H76ZM36 216V215H35ZM54 216V215H53ZM68 218H67V217ZM81 216V215H80ZM84 216V217H83ZM82 217L85 219H87V216L85 217V215H83ZM19 217V218H18ZM81 217V218H82ZM11 218V219H10ZM16 218V217H15ZM80 218V217H79ZM5 220V218H2V221H4ZM28 219V220H27ZM31 219H33V218H31ZM37 219H35V217H34V219H33V223H34V226H36V227H34V226H32V227H34L33 229H35V230H32V229H30V230H32L33 232H37L38 230H40L41 228H39L40 226H39V224H38V226H37V223H35V221L34 220H36V222H37ZM67 219L69 220L68 222H67ZM78 219V220H77ZM23 220L25 221L26 220V222H24V223H22L23 222ZM6 221V220H5ZM17 221V222H16ZM31 221V220H30ZM85 221V222H84ZM16 222V223H15ZM20 222H21V224H20ZM45 222V223H44ZM54 222V221H53ZM77 222H79V223H77ZM82 222H83V224H82ZM3 223V222H2ZM6 223H7V221H6ZM6 223L4 222V225H6ZM66 223H69L70 225H67ZM80 223H81V226H80ZM93 223V225L91 226V224ZM49 224H50V226H49ZM80 226V230H81V232L79 231V227L77 228V226L78 225ZM17 225H16V227H17ZM47 225H44V226H47ZM77 225V226H76ZM43 226V227H44ZM74 226V227H76L77 228V230H78V232L82 235H79V238L77 237L78 236V234H77V236L75 237L76 239L78 238V239H80L78 242H77V240L76 239H74V237H72L74 240H76V242L74 243V242H72V241H70V239H69V237L70 236H72V231H71V229H73L72 227ZM9 227V226H8ZM31 227V226H30ZM43 227H42V229H43ZM54 227V228H53ZM62 229H61V228ZM91 227H93V228H91ZM64 228H66V229H64ZM55 230V232H56V235H55V232L53 231V230ZM91 229L93 230V231H91ZM30 230H29V232L28 233H30ZM43 230H45V227H44V229ZM57 230H58V232H59V234H58V232H57ZM87 230L88 231H90V233L89 232H87ZM31 231V232H32ZM74 231H76V229L74 228ZM84 231V232H83ZM67 232V231H66ZM77 231L76 232H73L74 234L75 233H78ZM96 233V234H95ZM24 234H27V231H26V233H24ZM83 234H89L88 236H86V239H85V235H83ZM94 234V235H93ZM55 235V236H54ZM61 235V234H60ZM61 235V236H62ZM69 235V236H68ZM76 235V234H75ZM74 235V236H75ZM61 236H60V238H61ZM96 236H94L95 238H97ZM99 236V237H100ZM51 237V238H52ZM107 237H109L108 235H107ZM88 238V239H87ZM102 238V237H101ZM100 238V239H101ZM110 238V237H109ZM108 238V239H109ZM61 239V240H62ZM72 239V240H73ZM98 240H99V238H97ZM97 239H95V241L93 242V240H91L90 242H93L92 243V245L90 246L89 244V246L91 247V250H88L89 252H93V249H94V251H95V247L96 246H93V245H96V241L98 242V240ZM108 239H106V241H103V240H105V239H101V240H99V242L101 243L102 242V244L104 243H106L108 246H109V244H110V242H109V244H108ZM68 240V241H67ZM55 241V240H54ZM70 241V242H69ZM81 241V242H82ZM110 241V240H109ZM72 242V243H71ZM80 242V243H81ZM98 242V243H99ZM79 243V244H80ZM84 243H86V241H84V242H82L81 243V245L83 244V248L82 247H80V248H82V250H86V251H83V253L81 252L82 250L81 249H75L76 251H77V253H82V255L84 254V252H86V254H84V256H82V258L83 259H80V260H78V262L80 261L81 262V264H85V263H88L91 259H92V257L96 254V252H93L92 254V257H91V255L89 256V254H91V253H89L88 254V251H87V249L88 248H90L89 246H88V248L86 247V246H84ZM87 243H89V242H87ZM95 243V244H94ZM32 244V243H31ZM31 244H28L27 245V247H29L28 249L30 250V251H33V253H34V251H35V248H33L32 246H33V244H32V246H31ZM60 244V245H59ZM91 244V243H90ZM105 244V245H106ZM81 245H79V246H81ZM31 246V247H30ZM78 246V244L75 246L74 245V247L76 248ZM70 247V248H71ZM86 247V248H85ZM103 247V246H102ZM73 248V247H72ZM59 249V250H60ZM63 251V250H62ZM65 251H63V252H65ZM70 251L72 252V251H74V249L72 250V249H70ZM70 252V253H71ZM67 253H69V252H67ZM76 253V252H75ZM76 253V254H77ZM69 255V254H68ZM71 255V254H70ZM72 255L74 256L75 254L72 252ZM72 255L70 256V257H67V255L66 256H63V257H67V259H69V258H72ZM77 257H73L74 259V262H76V259L75 258H78V256L80 257V254H77L76 255ZM87 256H88V258H87ZM128 257H130V256H121V257H119L120 259H122L121 261H120V264H126L127 263V261H126V263H124L125 261L123 260L124 258H125V260H126V258H127V260H130L133 264H134V260L132 261V257L131 258H128ZM85 258V259H84ZM86 258L89 260V261H87L86 262ZM79 259V258H78ZM70 261V263H71V260H69ZM124 261V262H123ZM118 262H119V260H118ZM130 262V263H131ZM131 263V264H132ZM72 264H73V261H72ZM76 264V263H75ZM80 264V263H79ZM127 264H129V263H127ZM136 264V263H135Z\"/></svg>",
	"mask_w": 264,
	"mask_h": 264
}]
</instances>
